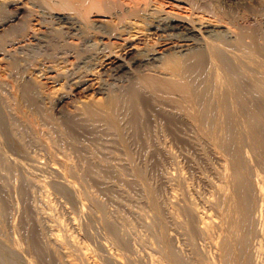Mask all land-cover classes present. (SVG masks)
<instances>
[{
    "label": "bare ground",
    "instance_id": "bare-ground-1",
    "mask_svg": "<svg viewBox=\"0 0 264 264\" xmlns=\"http://www.w3.org/2000/svg\"><path fill=\"white\" fill-rule=\"evenodd\" d=\"M30 0H0V15L4 13V11L7 9L10 10V6H13L15 8V13L19 12V9L24 8L23 2ZM35 13H37V17L34 15L36 22L39 19L38 24L41 26H44L45 19H42L45 14H48L50 17L52 23H56L57 26L60 25L59 28L65 29L64 35H68L69 37H72L73 40L76 41V46L72 42L70 43L72 46L74 45V48L68 49L64 54L62 65L64 69H67L65 67H72L75 59H80L85 56L96 55V57L93 59H97L95 65L91 66L92 68H85L86 71L82 74H79L75 80V87H80L84 90V92L90 91V90H97L102 91L104 90L106 83L104 81V76H108L109 78H113L116 75H121L123 72H129L131 69L134 68L136 70L141 71L142 69L145 71H141L139 73V78L137 80H130L129 82H132L129 85V89L127 92H123V95H116L111 94L108 96L107 101H103L98 105L100 106L102 111L105 112V116L103 119H101V115L99 117L97 122H95L96 125L99 127L101 125H106L105 129L111 130L113 134L117 132V136L119 138V142H121L125 147L130 145L132 141H130L129 144L127 142L129 139H133V144L135 145V141L138 139H144L142 138L143 135H147L150 133L149 129L152 130V128H149L148 125H152L149 123V118L147 116V113L144 109L149 108L148 111L154 110L156 113H160L159 115H162L163 110L158 109L157 106L159 103H163V101H167V113L164 112V118L166 120V123L164 124L170 125H178V127L181 129L186 127H194L192 129V132L190 136L186 137H192L195 138V135L197 139L198 136H201L202 138L209 139L212 143L215 144L218 148H223L224 152L227 150L229 151L228 154H225L223 158H226L227 156H230L229 162H227L225 166L224 175V183L221 181H218L220 185L217 183V188H215V192L217 193L216 200H211L215 205L216 213L215 217L212 219H208V213L202 208V206L194 203L193 201L187 200L186 203L181 204V202L178 201H167L166 203H169L170 207L168 208V212L164 213L162 203L158 197V190L155 189V186L147 187L150 198V204L152 206V210L154 211L157 220L155 219V228L158 227L159 232V239L162 240L161 242L164 243V250L165 251V257L169 258L171 263L173 264H182L186 262L188 259H184V255L182 256L181 253H179L176 250V247L173 246L174 243L172 239H170V235L173 233H169V223L175 220L176 223H178L183 229V227L188 228L191 233H201V236L203 234L207 235L209 237V242H212V248H214V257L211 258L212 263L211 264H264V177H261L262 175L259 171L254 170L251 166L254 164H248L251 161L250 158L247 160V157L249 155H245L243 153V146L244 144H247L246 142H250L252 149L256 153H254L253 156L257 158L259 163H264V72L262 74H257L256 72H250L245 69L243 72H241L240 68L233 67L229 56L225 54L224 51V41L217 40L214 36V32L216 30L217 25L223 20L221 16H214L210 19L202 18L196 15V12L194 11L193 6L191 3L187 0H31ZM3 2V3H2ZM123 4H130L129 7H125ZM2 5V6H1ZM171 7H177L179 9H188L190 12H172L171 10H166V6ZM7 8V9H6ZM12 9V8H11ZM5 11V12H6ZM9 12V11H7ZM199 12V11H198ZM12 13V11H11ZM40 14H44L42 17L39 16ZM9 15V14H7ZM5 15V17H7ZM17 15V14H16ZM19 15V14H18ZM4 16V15H3ZM13 16V15H12ZM98 16H108L109 19L107 21H112L111 24L105 25L99 23L100 21H104L105 19H96ZM204 16V15H202ZM2 17V16H1ZM14 17V16H13ZM18 17V16H17ZM46 17V16H45ZM206 17V16H205ZM208 17V16H207ZM101 18V17H100ZM106 18V17H104ZM214 18V19H213ZM4 19V18H3ZM11 19V18H10ZM1 20V19H0ZM91 21V23H90ZM106 21V20H105ZM224 21V20H223ZM13 20H7L3 22H0L1 25H10ZM35 22V21H34ZM37 24V25H38ZM47 24V23H46ZM12 26V25H10ZM46 26V25H45ZM56 26V25H55ZM259 27V26H258ZM9 28V27H8ZM58 28V27H57ZM6 30V29H5ZM15 30V29H14ZM28 30V29H27ZM17 31V30H16ZM15 31V32H16ZM62 31V30H61ZM13 32V30H12ZM41 32V31H40ZM39 32V33H40ZM260 32V31H259ZM262 32V31H261ZM8 33V32H7ZM11 33V32H10ZM30 33V32H29ZM48 33V31H47ZM46 33V34H47ZM23 34V33H22ZM44 34V33H42ZM260 34V33H259ZM21 35V34H20ZM26 35V34H25ZM28 35V34H27ZM40 35V34H39ZM65 35V36H66ZM229 35V34H228ZM29 36V35H28ZM27 36V37H28ZM48 36V35H47ZM53 36V35H52ZM62 38V35H60ZM59 36V39H61ZM64 36V37H65ZM97 37L99 40H97L98 45L97 47H94L91 49V47H85L88 45L89 38ZM235 36V35H234ZM233 36V37H234ZM246 36L251 37V43L246 45L244 44V38ZM262 36V33H261ZM10 37V36H9ZM38 38L37 36H35ZM42 37V36H41ZM40 37V38H41ZM50 37V36H48ZM55 37V36H53ZM57 37V36H56ZM67 37V36H66ZM228 37V36H227ZM260 36L257 35V29L256 27H246L243 28L241 33L238 36V42L242 43L241 45H246L251 49V51L255 52H264V46H261L259 43ZM21 38V36H20ZM44 38V36L42 37ZM46 38V36H45ZM96 38V39H97ZM115 38V40H113ZM57 39V38H56ZM63 39V38H62ZM65 39V38H64ZM63 39V40H64ZM68 39V38H67ZM95 39V38H94ZM93 39V40H94ZM222 39V38H221ZM231 39V38H230ZM2 40V38H1ZM6 40V39H5ZM12 40V39H11ZM22 40V39H21ZM39 40V39H38ZM47 38L44 40L46 41ZM52 40V37H51ZM202 40L204 42H207L208 48L207 50H193L191 52V49L197 45L198 43H202ZM7 41V40H6ZM10 41V40H9ZM15 41V40H14ZM43 41V40H42ZM48 41V40H47ZM50 41V40H49ZM61 41V40H60ZM66 40H64L65 42ZM69 41V40H68ZM147 42L141 49H138V45H141L142 42ZM231 41V40H230ZM244 41V42H243ZM41 42V41H40ZM53 42H55L53 40ZM59 42V41H57ZM62 42V41H61ZM96 42V41H95ZM94 42V43H95ZM237 42V44H238ZM261 42V41H260ZM1 43H4L1 41ZM60 43V42H59ZM56 43L55 47H58V44ZM93 43V44H94ZM100 43V44H99ZM236 44V42H234ZM8 44V43H7ZM11 44V41H10ZM51 44V43H50ZM63 45V42L61 43ZM67 44V43H66ZM87 44V45H86ZM206 44V43H205ZM236 44V45H237ZM60 45V44H59ZM143 45V44H142ZM231 45V44H229ZM240 45V46H241ZM263 45V44H262ZM71 46V47H72ZM91 46V45H90ZM96 46V45H95ZM239 46V45H238ZM204 47V46H203ZM207 47V46H206ZM242 47V46H241ZM244 47V46H243ZM10 49V47H8ZM48 48V47H47ZM66 48V47H64ZM63 48V49H64ZM69 48V47H67ZM245 48V47H244ZM4 49V48H3ZM1 49V50H3ZM57 49V48H56ZM230 49V48H229ZM240 49V48H239ZM7 50V49H6ZM5 50V51H6ZM231 50V49H230ZM54 51V50H53ZM62 51V49H61ZM92 51V52H90ZM235 51V50H234ZM1 52V51H0ZM64 52V51H63ZM189 52V53H188ZM2 53V52H1ZM5 53V52H4ZM233 54V53H232ZM238 55V54H237ZM46 56V55H45ZM44 56V59H45ZM56 56V55H54ZM48 58V55L46 56ZM53 57V56H51ZM231 57V54H230ZM43 58V57H42ZM92 58V57H90ZM240 58V56L238 57ZM237 58V59H238ZM53 59V58H52ZM56 59V57H55ZM55 59L53 61H55ZM58 59V58H57ZM88 59V58H87ZM46 60V59H45ZM48 60V59H47ZM85 60V58H84ZM233 60V58H232ZM239 60V59H238ZM44 61V60H43ZM48 61H51L48 60ZM59 61V60H57ZM85 62V61H84ZM237 62V61H236ZM250 62V63H249ZM255 63V65H258L259 67L262 65L261 62L255 61L254 59H249L248 63L251 65V63ZM46 63V62H45ZM55 63V62H54ZM89 63V62H88ZM91 63V62H90ZM235 63V62H234ZM58 64V63H57ZM245 64V63H244ZM13 65V64H12ZM45 66V65H44ZM88 66V65H85ZM241 67L240 65H238ZM52 67V66H51ZM79 67V66H78ZM43 68V67H42ZM80 68V67H79ZM238 70H236V69ZM242 68V67H241ZM62 69V68H61ZM78 69V68H77ZM82 69V68H81ZM89 69V70H88ZM130 69V70H128ZM45 72H51V68L44 69ZM80 70V69H79ZM252 70V69H251ZM257 70V69H256ZM71 71V70H70ZM69 71V72H70ZM255 71V70H253ZM76 72V71H75ZM134 72V71H132ZM138 72V71H137ZM136 72V73H137ZM41 73V72H40ZM79 73V72H78ZM77 73V74H78ZM131 73V72H129ZM261 73V72H260ZM68 74V73H67ZM132 74V73H131ZM138 74V73H137ZM43 75V74H42ZM41 75V76H42ZM47 75V74H46ZM52 75V73H51ZM54 75V74H53ZM56 75V74H55ZM59 75V74H58ZM133 75V74H132ZM20 76V75H19ZM71 76V75H70ZM131 76V75H130ZM136 76V75H135ZM17 77V76H16ZM24 77V76H23ZM72 77V76H71ZM70 77V78H71ZM119 77V76H118ZM122 77V76H120ZM22 78V77H21ZM54 78V77H53ZM52 78V79H53ZM69 78V77H68ZM117 78V77H116ZM126 77H124L125 79ZM134 78V77H133ZM10 79V78H9ZM14 79V78H12ZM20 79V77L18 78ZM56 79V78H55ZM106 79V78H105ZM130 78H128L129 80ZM4 80V79H3ZM15 80V79H14ZM60 80V79H59ZM113 80V79H111ZM115 80V79H114ZM1 81V80H0ZM9 81V80H8ZM13 81V80H12ZM16 81V80H15ZM19 81V80H18ZM21 81V80H20ZM64 82V81H63ZM126 82V81H124ZM8 83V82H7ZM13 83V82H11ZM67 83V82H65ZM14 84V83H13ZM11 84V86L13 85ZM16 84V82H15ZM27 84V83H26ZM54 84V83H53ZM126 84V83H125ZM8 84H6L7 86ZM17 85V84H16ZM31 85V84H29ZM1 86H4L3 83ZM18 86V85H17ZM16 86V87H17ZM5 87V86H4ZM13 87V86H12ZM128 87V86H127ZM6 88V87H5ZM8 88V87H7ZM36 88H38L36 86ZM12 89V88H11ZM11 91V94H7L6 92L3 93V99L7 102L9 105V109L14 113L15 116L18 117V120H12L10 119V123H12L13 128H17L20 131L22 130V127L19 128V125H22V123H34V127H36L37 134L43 135L47 132H45L41 127L40 121L42 119H46L47 121H52V116L49 115L47 112H42L40 106L37 103V99L35 100L33 97L35 96V93H33L34 96H32L31 91L35 90V88H31L28 85H22L20 87H13ZM38 90V89H37ZM79 90V89H78ZM3 91V90H2ZM7 91V90H6ZM39 91V90H38ZM96 91V92H97ZM109 91V90H108ZM107 91V92H108ZM122 91V90H121ZM35 92V91H34ZM72 92V91H71ZM114 93V92H113ZM51 94V93H50ZM55 94V92H54ZM86 94V93H85ZM107 94V93H106ZM39 95V94H36ZM57 95V94H56ZM68 95V94H67ZM92 95V94H90ZM99 96V95H98ZM97 96V98H98ZM101 96V95H100ZM38 97V96H37ZM90 97V96H89ZM88 98V97H87ZM85 98V99H87ZM2 99V97H1ZM92 99V98H90ZM94 99V95H93ZM96 99V98H95ZM3 100V101H4ZM63 100V97H59L57 99V103H60ZM97 100V99H96ZM169 100V101H168ZM54 101V100H53ZM99 101V100H97ZM101 101V100H100ZM2 102V101H1ZM43 102V101H42ZM90 102V101H89ZM3 103V102H2ZM5 103V102H4ZM56 103V104H57ZM87 103V102H86ZM169 103V104H168ZM6 104V103H5ZM44 104V103H43ZM56 104L54 105L56 107ZM28 106V108H27ZM96 106V105H95ZM164 106V105H163ZM89 107V106H88ZM157 107V108H156ZM85 108V107H84ZM90 108V107H89ZM88 108V110H89ZM165 108V107H164ZM59 109V108H58ZM92 108H90L91 110ZM83 110V109H82ZM95 110V109H94ZM9 111V110H8ZM84 111V110H83ZM153 111V113H154ZM87 111H84V114ZM89 112V111H88ZM87 112V113H88ZM92 112V111H91ZM90 113V112H89ZM88 113V115H89ZM94 112L93 115L96 116ZM149 113V112H148ZM83 114V115H84ZM100 114V113H99ZM98 114V115H99ZM156 114V115H157ZM80 115V114H79ZM82 115V114H81ZM91 115V114H90ZM97 115V116H98ZM154 115V116H156ZM7 116V115H6ZM151 116V115H150ZM76 117V116H75ZM79 117V116H78ZM86 117V116H83ZM82 117V118H83ZM92 117V116H91ZM10 118V117H8ZM93 118H95L93 116ZM150 118H153L150 117ZM161 118V117H160ZM163 118V116H162ZM77 119V118H76ZM86 119V118H85ZM88 119V116H87ZM91 119V118H89ZM42 120V121H44ZM154 120V119H153ZM156 120V118H155ZM158 120V119H157ZM156 120V121H157ZM163 120V119H162ZM9 123V119L7 120ZM46 121V122H47ZM88 121V120H86ZM84 121V124L85 122ZM93 120L91 119V122ZM45 122V123H46ZM53 122V121H52ZM51 122V123H52ZM56 122V121H55ZM55 122H53L55 124ZM59 122V121H58ZM83 122L82 120L79 121ZM90 122V121H89ZM89 122H87L89 124ZM94 122V121H93ZM99 122V123H98ZM154 122V121H153ZM9 123V124H10ZM50 123V122H48ZM46 123V124H48ZM23 124V125H24ZM43 124V122H42ZM70 124H72L70 122ZM87 124V125H88ZM155 124V123H154ZM158 124V123H157ZM162 124V123H161ZM11 125V124H10ZM9 125V127H10ZM29 125V124H27ZM32 125V124H31ZM77 124H73L74 127ZM82 124L78 125L81 126ZM85 125V126H87ZM94 125V123H93ZM171 125V126H173ZM56 126V124H55ZM71 126V125H70ZM71 126V127H72ZM90 126V125H89ZM95 126V125H94ZM93 126V128H94ZM161 127V125H159ZM158 126V127H159ZM164 126V125H163ZM46 127V126H45ZM54 127V126H53ZM57 127V126H56ZM55 127V128H56ZM67 127V126H66ZM100 132V129L95 126ZM151 127V126H150ZM156 127V125H155ZM170 127V126H167ZM186 127L184 128L186 132ZM25 128V127H24ZM32 128V127H31ZM61 129L60 127H58ZM81 128H84L83 125ZM89 128V127H88ZM92 128V127H91ZM101 128V127H100ZM104 128V127H103ZM102 128V129H103ZM154 128V126H153ZM157 128V127H156ZM174 128V127H173ZM170 130H174V129ZM177 129V127L175 126ZM64 129V128H63ZM74 129V128H72ZM86 129V127H85ZM169 129V128H168ZM183 129V130H184ZM10 130V129H9ZM18 130V132H20ZM67 128L64 131L62 130V140L63 138L71 139L70 143L72 142V145L74 144V139H72L71 131ZM82 130V129H81ZM95 130V129H94ZM93 130V131H94ZM115 130V132H114ZM163 130V129H162ZM166 130V129H165ZM191 128H189V131ZM83 131V130H82ZM92 131V130H91ZM93 131L91 132L92 134ZM106 131V130H105ZM149 131V133H148ZM153 131V130H152ZM156 131V130H155ZM158 131V130H157ZM45 132V133H44ZM76 132H78L76 130ZM85 132V130H84ZM87 132V131H86ZM107 132V131H106ZM109 132V131H108ZM107 132V133H108ZM111 132V131H110ZM166 132V131H165ZM179 132V131H178ZM182 132V131H181ZM183 134L184 133H181ZM11 133V132H10ZM35 133V132H34ZM60 133V132H59ZM83 133V132H82ZM105 133V134H107ZM159 134V132H156ZM177 133V132H176ZM188 132H186L187 135ZM25 134V133H24ZM79 134V133H78ZM87 134V133H86ZM91 134V135H92ZM104 134L101 132V135ZM112 134V133H111ZM112 134V135H113ZM161 134V133H160ZM165 134V133H163ZM28 135V134H26ZM25 135V136H26ZM35 135V134H34ZM57 135V134H56ZM97 133H95L96 137ZM110 135V134H109ZM111 135V136H112ZM152 135L151 133L149 136ZM179 135V134H178ZM22 136V135H21ZM86 136V135H85ZM88 136V135H87ZM93 136V135H92ZM148 136V137H149ZM153 136V135H152ZM177 136V135H176ZM17 137V136H15ZM30 138V136H28ZM54 137V136H52ZM103 135L101 136V138ZM105 137V136H104ZM103 137V138H104ZM114 136H112L113 138ZM116 137V135H115ZM185 136H183L184 138ZM200 137V138H201ZM7 138V137H6ZM41 138V136H40ZM55 138V137H54ZM53 138V139H54ZM84 138V137H83ZM91 138V137H90ZM89 138V139H90ZM117 138V137H116ZM151 138V136H150ZM153 138V137H152ZM201 138V139H202ZM25 139V138H24ZM32 139V137H31ZM38 139V138H37ZM149 139V138H148ZM160 139V138H159ZM175 139V137H174ZM196 139V141H198ZM199 139V140H201ZM23 140V139H22ZM65 140V139H64ZM109 140V139H107ZM111 140V139H110ZM116 140V139H114ZM147 140V139H146ZM150 140V139H149ZM147 140L146 142H148ZM192 140V139H191ZM195 141V139H193ZM192 140V142H193ZM205 140V139H204ZM11 141V140H10ZM92 141L95 142L92 139ZM99 141H102L99 138ZM113 141V140H112ZM142 141V140H141ZM16 142V141H15ZM21 142V141H20ZM24 142V141H23ZM31 143L33 141H30ZM30 142L28 144H30ZM115 142V141H114ZM117 142V140H116ZM115 142V143H116ZM117 142V143H119ZM152 142V141H151ZM154 142V141H153ZM152 142V144H153ZM157 142V141H156ZM155 142V143H156ZM159 142V141H158ZM11 143V142H10ZM19 143V142H18ZM56 143H59L56 141ZM61 143H63L61 141ZM65 143V142H64ZM99 143V142H98ZM131 143V145H132ZM196 143V142H195ZM194 143V144H195ZM12 144V143H11ZM23 145L25 143H22ZM60 144V143H59ZM76 144V143H75ZM144 144V143H143ZM142 144V145H143ZM148 144V143H147ZM144 145L145 147L147 146ZM150 144V142H149ZM151 144V145H152ZM10 145V144H9ZM16 145V143H15ZM68 145V144H67ZM97 145V143H96ZM102 145V144H101ZM106 145V144H105ZM120 145V144H119ZM118 145V146H119ZM133 145V147H134ZM138 145L139 149V143H136ZM142 145H140L142 147ZM249 145V143H248ZM30 146V145H29ZM32 146V145H31ZM66 146V145H65ZM70 146V145H68ZM75 146V145H74ZM113 146V145H112ZM159 146V145H158ZM157 146V148H158ZM163 146V145H162ZM161 146V147H162ZM19 147V146H18ZM23 147V146H21ZM75 146L74 148H76ZM99 147V146H98ZM97 147V148H98ZM101 147V146H100ZM110 147V146H109ZM120 147V146H119ZM121 147H123L121 145ZM132 147V148H133ZM148 147V146H147ZM152 147V146H151ZM214 147V146H213ZM215 147V149L217 148ZM31 148V147H30ZM112 148V147H111ZM109 148V149H111ZM114 148V147H113ZM112 148V149H113ZM137 147L135 146L133 150H136ZM144 148V147H142ZM156 148V147H155ZM164 148V147H162ZM9 149V148H8ZM70 149V148H69ZM89 149V148H88ZM125 149V148H124ZM145 149V148H144ZM154 148L148 149L147 152L150 150L153 151ZM165 149V148H164ZM248 148H246L247 151ZM10 150V149H9ZM18 150V148H17ZM22 150V148H21ZM30 150V149H29ZM28 150V151H29ZM75 150V149H74ZM77 150V149H76ZM75 150V151H76ZM84 150V149H83ZM108 150V149H107ZM122 150V149H121ZM132 150V149H131ZM129 148V151H131ZM132 150V151H133ZM141 153L142 150L141 149ZM155 150V149H154ZM161 150V149H160ZM218 150V149H217ZM220 150V149H219ZM1 151V150H0ZM3 151V149H2ZM27 151V152H28ZM78 151V150H77ZM82 151V150H81ZM110 151V150H109ZM118 151V150H117ZM124 151V150H123ZM9 153V151H7ZM11 152V151H10ZM18 152V151H17ZM26 152V151H25ZM89 152V151H88ZM107 152V151H106ZM116 152V150H115ZM114 152V153H115ZM119 152V151H118ZM125 152V151H124ZM127 152V151H126ZM138 152V151H137ZM145 152V150H144ZM160 152V151H159ZM249 152V151H247ZM21 153V151H19ZM23 153V152H22ZM73 153V152H72ZM75 153V152H74ZM80 153V151L76 152ZM84 153V152H83ZM135 153V151H133ZM139 153V152H138ZM140 153V154H141ZM251 153V152H250ZM3 154V153H2ZM1 154V155H2ZM10 154V153H9ZM13 154V153H12ZM87 154V153H85ZM106 154V153H105ZM127 154V153H126ZM126 154H123L126 156ZM137 154V153H136ZM146 154V153H145ZM215 154V153H214ZM218 154V153H217ZM247 154V153H246ZM249 154V153H248ZM252 154V153H251ZM17 155V154H16ZM33 155V154H32ZM35 155V154H34ZM110 155V153H109ZM108 155V156H109ZM133 155V154H132ZM135 155V154H134ZM144 155V154H143ZM151 155V154H150ZM222 155V154H221ZM224 155V153H223ZM5 156V155H3ZM7 156V155H6ZM81 156V155H80ZM87 156V155H86ZM113 156V155H112ZM116 156V155H115ZM120 156V155H119ZM136 156V155H135ZM146 156V155H145ZM144 156V157H145ZM149 156V155H148ZM211 156V155H210ZM245 157V160L243 159ZM252 156V155H251ZM250 156V157H251ZM13 157V156H12ZM82 157V156H81ZM91 157V155H90ZM89 157V159H90ZM93 157V156H92ZM91 157V158H92ZM104 157V156H103ZM121 157V156H120ZM119 157V158H120ZM123 157V156H122ZM153 157V156H152ZM159 157V156H158ZM208 157V156H207ZM220 157V156H219ZM79 158V157H78ZM88 158V156L86 157ZM84 159L79 162L84 164L81 172L83 174L82 177H97L102 178L104 175V172L102 168H99L98 166L92 164V160L89 161V159ZM107 157H105L106 159ZM116 158V157H115ZM148 158V157H147ZM151 158V157H150ZM148 158V159H150ZM253 158V157H252ZM12 159V158H11ZM64 159V158H63ZM68 159V158H67ZM76 159V158H75ZM95 159V158H94ZM93 159V160H94ZM13 160V159H12ZM16 160V159H15ZM14 160V161H15ZM58 160V159H57ZM72 161V159H70ZM70 160H64V170L68 173H75V165L70 162ZM107 160V159H106ZM114 160V159H113ZM117 160V159H116ZM115 162L117 163V160ZM123 160V159H122ZM129 160V159H125ZM134 160V159H133ZM139 160V159H138ZM143 160V159H142ZM141 160V161H142ZM147 159H145L146 162ZM154 160V159H153ZM160 160V159H158ZM201 160V159H200ZM204 160V159H203ZM201 160V162L203 161ZM218 160V159H217ZM18 161V160H17ZM74 161V160H73ZM76 161V160H75ZM95 161V160H94ZM137 161V160H135ZM161 161V160H160ZM187 161V160H186ZM256 161V160H253ZM101 160H99V163ZM111 162V161H110ZM156 162V161H155ZM200 162V161H199ZM223 162V161H222ZM221 162V163H222ZM76 163V162H75ZM120 163V162H119ZM138 163V162H137ZM151 163V162H150ZM206 163V162H203ZM217 163V162H215ZM5 164V163H4ZM78 164V163H77ZM102 164V162H101ZM118 164V163H117ZM115 164V165H117ZM124 164V163H123ZM133 164V163H132ZM136 164V163H134ZM192 164V163H191ZM196 164V163H195ZM201 164V163H200ZM219 164V163H218ZM13 165V164H11ZM56 165V164H55ZM58 165V164H57ZM80 165V164H79ZM79 165H77L79 167ZM109 165V164H108ZM119 165V164H118ZM126 165V164H125ZM129 165V164H128ZM157 165V164H156ZM189 165V164H188ZM214 165V164H213ZM212 165V166H213ZM217 165V164H216ZM223 165V164H220ZM102 166V165H101ZM113 166V165H111ZM110 166V167H111ZM130 166V165H129ZM128 166V167H129ZM134 166V165H132ZM138 166V165H137ZM141 166V164H140ZM151 166V165H150ZM153 166V164H152ZM160 166V165H158ZM223 166V167H224ZM256 166V164H255ZM258 166V165H257ZM18 167V166H17ZM62 167V168H63ZM104 167V166H102ZM124 167V165H123ZM122 167V168H123ZM136 167V166H135ZM157 167V166H156ZM181 167V166H180ZM193 167V166H192ZM200 167V166H198ZM209 167V166H208ZM261 167V166H260ZM264 167V165H263ZM4 168V167H3ZM6 168V167H5ZM9 168V167H8ZM7 168V169H8ZM107 168V167H106ZM112 168V167H111ZM115 168V167H114ZM121 168V167H120ZM119 168V169H120ZM121 168V169H122ZM125 168V167H124ZM176 168V167H175ZM185 168V167H184ZM187 168V167H186ZM195 168V167H194ZM202 168V167H201ZM220 168V167H219ZM259 168V167H258ZM5 169V171L7 170ZM13 169V168H10ZM109 169V168H108ZM107 169V170H108ZM118 169V170H119ZM128 169V168H127ZM133 169V168H132ZM137 174L139 175V178L142 182L146 183L147 174L146 171H148L146 168H139L136 167ZM133 169V170H134ZM146 169V171L142 170ZM153 169V168H152ZM181 169V168H180ZM208 169V168H207ZM215 169V165H214ZM222 169V168H221ZM257 169V168H256ZM262 169V168H260ZM264 169V168H263ZM18 170V169H17ZM62 169V171L64 172ZM78 170V169H77ZM116 170V169H114ZM157 170V169H156ZM187 170V169H186ZM206 170V169H205ZM211 170V169H210ZM220 170V169H219ZM4 171V172H5ZM9 171V170H8ZM7 171V172H8ZM12 171V170H11ZM121 171V170H120ZM119 171V172H120ZM125 171V170H123ZM129 171V170H128ZM135 171V170H134ZM196 171V170H194ZM193 171V172H194ZM203 171V168H202ZM209 171V169H208ZM222 171H220L222 173ZM10 172V171H9ZM14 172V170H13ZM12 172V173H13ZM18 172V171H17ZM16 172V173H17ZM20 172V171H19ZM31 172V171H30ZM59 172V171H58ZM65 174L67 175V173ZM77 172V171H76ZM78 172V173H79ZM126 172V171H125ZM150 172V171H149ZM167 172V171H166ZM173 172V171H172ZM185 172V171H183ZM190 172V171H189ZM197 172V171H196ZM216 172V171H215ZM219 172V171H218ZM80 173V174H81ZM106 173V172H105ZM108 173V172H107ZM114 173V172H113ZM121 173V172H120ZM132 173V172H131ZM135 172H133L134 174ZM152 173V172H151ZM158 173V172H156ZM176 173V172H175ZM181 173V171H180ZM187 173V172H186ZM201 173V172H200ZM206 173V172H205ZM209 173V172H208ZM207 173V174H208ZM211 173V172H210ZM14 174V173H13ZM110 174V173H108ZM129 174V173H128ZM153 174V173H152ZM178 174V173H177ZM196 174V173H195ZM219 174V173H217ZM216 174V175H217ZM264 174V173H263ZM73 175V174H72ZM78 175V174H76ZM123 175V174H122ZM137 175V176H138ZM153 175H156L155 173ZM152 175V176H153ZM159 175V174H158ZM173 175V174H172ZM185 175V174H184ZM197 175V174H196ZM221 178V174H219ZM19 176V174H18ZM22 177V175L20 174ZM70 176V174H69ZM118 176V175H117ZM116 176V177H117ZM131 175H129L130 177ZM175 176V175H173ZM186 176V175H185ZM208 176V175H207ZM2 177V176H1ZM32 177V176H31ZM75 176L73 175V178ZM113 177V176H112ZM128 177V178H129ZM168 177V176H167ZM182 177V178H181ZM192 177V176H190ZM203 177V176H202ZM7 178V177H6ZM10 178V177H8ZM12 178V176H11ZM36 178L35 177H32ZM77 178V177H76ZM105 178V177H104ZM110 178V177H109ZM120 178V177H119ZM152 178V177H151ZM156 178V177H155ZM181 182L183 181V176L180 175ZM178 178V179H179ZM186 178V177H185ZM189 178V177H188ZM263 180H262V179ZM18 179V178H17ZM23 179V178H22ZM26 179V178H25ZM30 179V178H29ZM32 179H30L32 182ZM37 179V178H36ZM39 179V178H38ZM82 179V178H81ZM108 179V178H107ZM111 179V178H110ZM126 179V177H125ZM154 179V178H153ZM178 180L177 178H175ZM194 179V178H193ZM211 179V178H209ZM214 179V178H213ZM217 179V178H216ZM222 179V178H221ZM28 180V177H27ZM34 180V179H33ZM42 180V179H40ZM44 180V179H43ZM42 180V181H43ZM76 180V179H75ZM70 180L68 182V187L76 190V181ZM85 180V179H84ZM83 180V181H84ZM90 181L89 179H87ZM93 180V179H92ZM95 180V179H94ZM100 180V179H99ZM124 180V179H123ZM130 180V179H129ZM133 180V179H132ZM151 180V179H150ZM190 180V179H189ZM219 180V179H218ZM223 180V179H222ZM6 181V180H5ZM8 181V180H7ZM14 181V180H13ZM78 181V179H77ZM80 181V178H79ZM98 181V179H97ZM135 181V179H134ZM193 181V180H192ZM210 181V180H209ZM263 181V183H262ZM35 182V181H33ZM39 182V181H38ZM44 182V181H43ZM106 182V181H105ZM110 182V181H109ZM115 182V181H114ZM120 182V181H119ZM122 182V181H121ZM120 182V183H121ZM152 182V181H151ZM181 183L180 181H178ZM21 183V182H20ZM42 183V182H41ZM87 183V182H86ZM90 183V182H89ZM94 183V182H93ZM103 183V179L102 182ZM100 183V184H101ZM127 183V182H126ZM139 183V181L137 182ZM136 183V184H137ZM149 183V182H148ZM167 183V181H166ZM184 183V182H182ZM181 183V185H182ZM205 183V182H204ZM207 183V182H206ZM211 182H209L210 184ZM215 183V182H214ZM13 184V182H12ZM26 184V183H25ZM38 184V183H37ZM45 184V183H44ZM79 184V182L77 183ZM107 184V183H106ZM113 184V183H112ZM143 185V183H141ZM147 184V183H146ZM151 184V183H150ZM155 184V183H154ZM158 184V183H157ZM187 184V181L185 185ZM201 184V183H200ZM8 186V183L6 184ZM16 185V184H15ZM32 185V184H31ZM30 185V186H31ZM39 185V184H38ZM42 185V184H40ZM83 185V184H81ZM88 185V184H87ZM104 185V184H103ZM111 185V184H110ZM121 185V184H120ZM124 185V184H123ZM133 185V184H132ZM138 185V184H137ZM212 185V184H211ZM34 186V185H33ZM90 186V185H89ZM96 186V184H95ZM127 186V185H125ZM123 186V187H125ZM130 186V183H129ZM165 186V185H164ZM172 186V184H171ZM178 186V184H177ZM184 186V185H183ZM193 186V184H192ZM197 186V185H196ZM203 186V185H202ZM2 187V186H1ZM4 187V186H3ZM6 187V186H5ZM27 187V186H26ZM25 187V189H26ZM38 187V186H37ZM78 187V186H77ZM85 186L83 185V188ZM98 187V186H97ZM117 187V185H116ZM131 187V186H130ZM133 187V186H132ZM134 187H137L136 185ZM155 187V188H153ZM189 187V186H188ZM200 187V186H199ZM198 187V188H199ZM214 187V186H213ZM216 187V186H215ZM11 188V187H10ZM9 188V189H10ZM13 188V185H12ZM15 188V187H14ZM13 188V189H14ZM40 188V187H39ZM42 188V187H41ZM86 188V187H85ZM84 188V189H85ZM91 188V187H90ZM122 188V186H121ZM143 188V187H142ZM163 188V187H162ZM167 188V187H166ZM169 188V186H168ZM175 188H177L175 186ZM197 188V187H196ZM209 188V187H207ZM24 189V188H23ZM28 189V188H27ZM33 189L34 188H30ZM94 188H92L93 190ZM104 189V188H103ZM107 189V188H106ZM105 189V190H106ZM135 189V188H134ZM133 189V191H134ZM186 189V188H185ZM191 189V187H190ZM200 189V188H199ZM21 190V189H20ZM87 191V189H85ZM96 190V189H95ZM94 190V192H95ZM101 190V189H98ZM117 190V189H116ZM124 190V189H123ZM132 190V189H131ZM141 190V189H140ZM144 190V189H143ZM157 190V191H156ZM166 190V189H163ZM162 190V191H163ZM177 190V189H175ZM187 190V189H186ZM198 190V189H197ZM209 190V189H208ZM207 190V191H208ZM214 190V188H213ZM16 191V190H15ZM28 191V190H27ZM42 191V190H41ZM44 191V189H43ZM46 191V190H45ZM66 191V190H65ZM83 191V190H81ZM110 191V190H109ZM128 191V190H126ZM136 191V190H135ZM134 191V192H135ZM142 191V190H141ZM188 191V190H187ZM191 191V190H190ZM202 191V190H201ZM205 191V190H204ZM1 192V191H0ZM12 192V189H11ZM14 192V191H13ZM19 192V191H18ZM80 192V191H79ZM88 192V191H87ZM93 192V191H92ZM93 192V193H94ZM98 192V191H97ZM101 192V191H100ZM103 192V191H102ZM111 192V191H110ZM109 192V194H110ZM114 192V191H112ZM111 192V193H112ZM164 192V191H163ZM180 192V191H179ZM182 192V190H181ZM193 192V191H191ZM198 192V191H197ZM211 192V191H210ZM22 193V192H21ZM24 193V191H23ZM30 193V191H29ZM32 193V191H31ZM46 193V192H45ZM52 193V192H51ZM86 193V192H85ZM104 193V192H103ZM102 193V194H103ZM120 193V192H119ZM118 193V194H119ZM128 193V192H126ZM132 193V192H131ZM139 193V191H138ZM190 194V192H188ZM203 193V192H202ZM206 193V192H205ZM204 193V194H205ZM1 194V193H0ZM6 194V192H5ZM15 194V193H14ZM26 194H28L26 192ZM25 194V195H26ZM38 194V193H37ZM44 194V193H43ZM84 194V193H83ZM99 194V193H98ZM105 194V193H104ZM136 194V193H135ZM134 194V195H135ZM140 194V193H139ZM166 194V193H165ZM169 194V193H168ZM185 194V193H184ZM200 194V193H199ZM210 194V193H209ZM10 195V194H9ZM45 195V194H44ZM47 195V194H46ZM85 195V194H84ZM133 195V194H132ZM162 195V194H161ZM164 195V194H163ZM167 195V194H166ZM192 195V194H191ZM195 195V194H194ZM201 195V194H200ZM213 195V194H212ZM211 195V196H212ZM215 195V194H214ZM28 196V195H27ZM26 196V198H28ZM35 196V195H34ZM69 196V195H68ZM110 196V195H109ZM117 196V195H116ZM115 196V198H116ZM121 196V195H119ZM129 196V195H128ZM145 197L148 195H144ZM160 196V194H159ZM170 196V195H168ZM174 197H179L177 193H173ZM182 196V195H181ZM185 196V195H184ZM189 196V195H188ZM186 195V197L188 198ZM204 196V195H203ZM210 196V198H211ZM82 197V196H81ZM95 197L96 194L92 195V202L93 206L96 207V210L100 209L101 203L99 200H97ZM111 197V196H110ZM126 197V196H124ZM133 197V196H132ZM135 197V196H134ZM171 197V196H170ZM169 197V198H170ZM193 197V196H191ZM196 197V195L194 196ZM209 197V196H208ZM214 197V198H215ZM2 198V197H1ZM0 198V200H1ZM6 198V197H5ZM23 198V196H22ZM32 198V197H31ZM36 198V197H35ZM83 198V197H82ZM90 198V197H89ZM88 198V199H89ZM101 198V196H100ZM105 198V197H103ZM118 198V197H117ZM131 198V197H130ZM136 198V197H135ZM143 198V197H142ZM168 198V199H169ZM181 198V197H180ZM190 198V197H189ZM205 198V196H204ZM13 199V198H12ZM24 199V198H23ZM102 199V198H101ZM106 199V198H105ZM120 199V198H119ZM125 199V198H124ZM133 199V198H132ZM137 199V198H136ZM139 199V198H138ZM148 199V197H147ZM163 199V198H162ZM167 199V198H166ZM202 199V198H201ZM207 199V198H206ZM205 199V200H206ZM3 200V199H2ZM5 200V199H4ZM43 200V199H42ZM85 200V199H84ZM90 200V199H89ZM116 200V199H115ZM129 200V199H128ZM131 200V199H130ZM178 200V199H177ZM185 200V199H184ZM193 200V198H192ZM196 200V198H195ZM198 200V199H197ZM209 200V199H208ZM215 200V202H214ZM7 201V200H6ZM52 201V200H51ZM55 201V200H54ZM74 201V200H73ZM110 201L111 198H110ZM126 201V200H124ZM138 201V200H137ZM147 201V200H146ZM172 201V202H171ZM181 201V200H179ZM200 201V200H199ZM198 201V202H199ZM4 202V201H2ZM23 203V201H21ZM28 202V201H27ZM30 202V201H29ZM34 202V201H33ZM45 202V200H44ZM121 200L119 201V203ZM127 202V201H126ZM134 202V200H133ZM139 202V201H138ZM137 202V203H138ZM177 202V203H176ZM203 202V201H202ZM210 202V201H209ZM208 202V203H209ZM16 203V202H14ZM39 203V202H38ZM42 203V202H41ZM53 203V202H52ZM74 203V202H73ZM89 203V202H88ZM108 203V202H107ZM106 203V204H107ZM118 203V202H117ZM123 203V202H122ZM141 203V202H140ZM165 203V202H164ZM163 203V204H164ZM32 205V203H30ZM35 205V203H33ZM40 204V203H39ZM51 204V203H50ZM50 204H47L48 207H50ZM76 204V203H74ZM104 203H102L103 205ZM111 204V203H110ZM126 204V203H125ZM198 206H197V205ZM12 205V204H10ZM38 205V204H37ZM36 205V206H37ZM42 205V204H41ZM55 205V204H54ZM57 205V204H56ZM113 205V204H112ZM115 207L116 204L114 203ZM121 205V204H120ZM130 205V204H129ZM136 205V204H135ZM3 206V205H0ZM24 206V205H23ZM75 206H78L77 204ZM90 206V204L88 205ZM104 206V205H103ZM119 206V205H118ZM124 206V205H123ZM127 206V205H126ZM134 206V205H133ZM145 206V205H144ZM150 206V207H151ZM204 206H206L204 204ZM212 206V204H211ZM33 207V206H32ZM52 207V206H51ZM54 207V206H53ZM52 207V208H53ZM57 207V206H56ZM92 207V208H94ZM143 206H141L142 208ZM149 207V208H150ZM165 207V208H166ZM203 207V206H202ZM209 207V206H208ZM10 208V207H9ZM38 208V207H37ZM105 208V207H103ZM108 208V207H107ZM106 208V209H107ZM122 208V207H120ZM119 208V209H120ZM128 208V207H127ZM133 208V207H132ZM131 208V209H132ZM136 208V207H135ZM134 208V209H135ZM148 208V209H149ZM212 208V207H211ZM6 209V208H5ZM32 209V208H31ZM56 209V208H55ZM95 209V208H94ZM93 209V210H94ZM102 209V208H101ZM113 209V208H112ZM138 209L139 206H138ZM137 209V210H138ZM206 209V208H205ZM4 210V209H3ZM27 210V208H26ZM33 210V209H32ZM51 210V209H50ZM53 210V209H52ZM51 210V211H52ZM58 210V209H57ZM94 210V211H96ZM104 210V209H103ZM143 210V209H142ZM210 210V209H209ZM2 211V210H1ZM43 211V210H42ZM47 211V210H46ZM55 211V210H54ZM105 211V210H104ZM116 211V208H115ZM118 211V210H117ZM122 211V210H121ZM119 211V212H121ZM125 211V210H124ZM135 211V210H134ZM146 211V210H145ZM151 211V210H149ZM8 212V211H6ZM24 212V211H23ZM22 212V213H23ZM30 212V211H29ZM41 212V211H40ZM50 212V211H48ZM56 212V211H55ZM60 212V211H58ZM76 212V211H74ZM73 212V213H74ZM101 212V211H100ZM107 212V211H106ZM110 212V211H109ZM113 212V211H112ZM132 212V211H130ZM143 212V211H142ZM208 212V211H207ZM211 212V210H210ZM2 213H4L2 211ZM9 213V212H8ZM72 213V214H73ZM98 213V212H97ZM123 213V212H121ZM119 213V214H121ZM136 213V212H135ZM153 213V212H152ZM153 213V215H154ZM206 213V214H205ZM212 213V212H211ZM38 214V212H37ZM77 214V213H76ZM106 214V213H105ZM113 214V213H112ZM117 214V213H116ZM118 214V215H119ZM210 214V213H209ZM3 215V214H2ZM15 215V214H14ZM45 215V214H44ZM62 215V214H60ZM59 215V216H60ZM104 215V214H101ZM109 215V214H108ZM111 215V214H110ZM138 215V214H137ZM141 215V214H140ZM207 215V216H206ZM213 215V213L211 214ZM8 216V215H7ZM10 216V215H9ZM25 216V215H24ZM35 216V215H34ZM40 216V215H38ZM54 216V215H53ZM57 216V214L55 215ZM58 216V217H59ZM117 216V215H116ZM121 216V215H120ZM125 216V215H124ZM148 216V215H147ZM146 216V217H147ZM183 216V217H182ZM2 217V216H0ZM27 217V215L25 216ZM24 217V218H25ZM33 217V216H32ZM45 217V216H44ZM48 217V216H47ZM51 217V216H50ZM48 217V218H50ZM63 216L62 218H64ZM74 217V216H73ZM79 217V216H78ZM108 217V216H107ZM153 217V216H152ZM14 218V217H13ZM16 218V217H15ZM14 218V220H15ZM31 218V217H30ZM26 218V226L23 225L22 229V236L23 240L27 243V249L28 251H31L30 254L34 256H37L40 260L41 264H99L97 263V260H92L95 257L93 255L92 250H90V246H86V242L82 244L83 241L80 242V238L78 235H75L74 233H70L72 231H65L62 232H55L52 231L50 234L51 236L48 237V241L41 242L40 239L45 231L41 229L42 231H39L38 229H35L33 226L31 219ZM34 218V217H33ZM32 218V219H33ZM37 218V217H36ZM39 218V217H38ZM43 218V216H42ZM47 218V219H48ZM98 218V216H97ZM121 221V217H119ZM124 218V217H123ZM129 218V217H128ZM147 218H150L147 217ZM4 219V218H3ZM6 219V218H5ZM17 219V218H16ZM57 219V218H56ZM66 219V218H65ZM78 219V218H77ZM103 219V218H102ZM110 219V217H109ZM107 219V220H109ZM112 219V218H111ZM114 219V217H113ZM135 219L136 216H135ZM143 219V218H141ZM153 219V218H151ZM149 219V220H151ZM22 218H20V221ZM39 220V219H38ZM53 220V218H52ZM68 220V219H67ZM147 220V219H146ZM171 220V221H170ZM9 221V219H8ZM40 221V220H39ZM37 221V222H39ZM78 221V220H77ZM82 221V220H81ZM90 221V220H89ZM111 221V220H110ZM119 221V220H118ZM128 221V219H127ZM153 221V220H152ZM14 222V221H13ZM19 222V221H18ZM25 222V223H26ZM42 222V221H41ZM52 222V221H51ZM65 222V221H64ZM63 222V223H64ZM115 222V221H112ZM124 222V221H123ZM129 222V221H128ZM125 222V223H128ZM140 222V220H139ZM150 222V221H149ZM153 222V225H154ZM22 223V222H21ZM20 223V224H21ZM40 223V222H39ZM50 223V222H48ZM61 223V222H60ZM90 223V222H88ZM92 223V222H91ZM90 223V224H91ZM109 223V221L107 222ZM143 223H145L143 221ZM147 223V222H146ZM145 223V225H146ZM6 224V223H5ZM55 224V223H54ZM98 224V223H97ZM112 226V223H110ZM108 224V225H110ZM118 224V222H117ZM116 224V225H117ZM149 224V223H148ZM147 224V225H148ZM174 224V223H173ZM181 224H184L185 226H182ZM3 225V224H2ZM15 225V224H14ZM35 225V224H34ZM37 225V224H36ZM40 225V224H39ZM65 225V223H64ZM67 225V224H66ZM101 225V224H99ZM105 225V224H104ZM114 225V224H113ZM127 225V224H125ZM152 225V227H153ZM175 225V224H174ZM8 226V225H7ZM19 226V225H18ZM120 226V225H119ZM123 226V225H122ZM151 226V225H150ZM171 226V225H170ZM177 225H175L176 228ZM20 227V226H19ZM41 227V226H40ZM39 227V228H40ZM44 227V226H43ZM72 227V226H71ZM96 227V226H95ZM107 227V226H106ZM126 227V226H125ZM147 227V226H146ZM149 227V226H148ZM173 227V226H172ZM17 228V227H16ZM115 226L110 227L112 233H115ZM118 228V227H117ZM120 228V227H119ZM174 228V227H173ZM179 228V227H178ZM184 228V230H185ZM1 229V228H0ZM18 229V228H17ZM19 229V230H20ZM59 229V228H58ZM76 229V228H75ZM147 229V228H146ZM152 229V228H151ZM187 229V230H188ZM7 230V228H6ZM13 230V229H12ZM38 230V231H36ZM80 230V229H79ZM106 230V229H105ZM117 230V229H116ZM126 230V229H124ZM123 230V231H124ZM178 230V229H177ZM180 230V229H179ZM188 230V232H190ZM1 231V230H0ZM51 231V230H50ZM48 231V232H50ZM59 231V230H58ZM82 231V230H81ZM127 231V230H126ZM181 231V230H180ZM2 232V231H1ZM0 232V233H1ZM6 232V231H5ZM11 232V231H10ZM18 232V231H17ZM54 232V233H53ZM78 232V231H77ZM157 232V231H155ZM154 232V233H155ZM157 232V233H158ZM172 232V231H171ZM184 234L185 232L182 231ZM15 233V231H14ZM110 233V232H109ZM108 233V234H109ZM123 233V232H122ZM128 233V232H126ZM177 233V231H176ZM182 233V234H183ZM203 233V234H202ZM47 234V233H46ZM95 234V233H94ZM107 234V235H108ZM181 234V233H180ZM198 234V233H197ZM6 235V234H4ZM110 235V234H109ZM113 235V234H112ZM188 235H190L188 233ZM21 236V235H20ZM46 236V235H45ZM78 236V237H77ZM122 236V235H121ZM151 236V235H150ZM153 236V235H152ZM178 235H176L177 238ZM193 235H191L192 237ZM196 236V235H195ZM204 236V235H203ZM6 237V236H3ZM112 237V236H111ZM118 237V236H117ZM188 237V236H187ZM205 237V236H204ZM15 238V237H14ZM20 238V239H21ZM44 238V237H42ZM47 238V237H46ZM79 238V239H78ZM194 238V237H193ZM192 238V240H193ZM20 239L13 240L12 242L9 240L10 243H8V246H11L13 248V252L17 251L16 254H18V251H23L22 248L23 242ZM82 239V237H81ZM86 238L84 237V240ZM122 240V238H119ZM118 239V240H119ZM179 239V237H178ZM190 239V238H188ZM21 242H20V241ZM44 240V239H43ZM47 240V239H46ZM154 240V239H153ZM172 240V241H171ZM192 240L191 244H192ZM195 240V239H194ZM198 240V239H197ZM204 241V239H202ZM211 240V241H210ZM107 241V240H106ZM159 241V240H158ZM175 241V240H174ZM179 241V240H178ZM200 241V240H199ZM202 241V242H203ZM155 242H157L155 240ZM201 242V241H200ZM201 242V243H202ZM4 243V242H3ZM2 243V244H3ZM5 243V244H6ZM22 243V244H21ZM129 243V242H128ZM154 243V242H153ZM160 241L158 242V244ZM189 243V242H188ZM206 243V242H205ZM10 244V245H9ZM112 244V243H111ZM117 244V243H116ZM125 244V243H124ZM182 244V243H181ZM204 244V243H203ZM7 245V244H6ZM23 245V246H22ZM26 245V244H25ZM89 245V244H88ZM91 245V244H90ZM154 245V244H153ZM162 245V243H161ZM181 246L180 244H178ZM200 245V244H199ZM211 245V243H210ZM158 246V245H157ZM176 246V244H175ZM193 246V245H192ZM205 246V245H204ZM208 246V245H207ZM3 247V246H2ZM102 247V246H101ZM182 247V246H181ZM200 247V246H199ZM198 247V248H199ZM7 248V247H6ZM122 248V247H121ZM159 246V251H160ZM184 248V247H183ZM191 248V247H190ZM203 248V247H202ZM209 248V247H208ZM1 249V248H0ZM4 249V248H3ZM0 250V264H13L12 263V257L13 254L5 251V249ZM114 249V248H113ZM126 249V248H125ZM129 249V248H128ZM178 249V248H177ZM181 249V248H180ZM196 249V248H195ZM15 250V251H14ZM25 250V249H24ZM121 250V249H120ZM193 250V249H192ZM94 251V250H93ZM106 251V250H105ZM124 251V250H123ZM158 251V252H159ZM180 251V250H179ZM203 251V250H202ZM210 251V250H209ZM19 252V253H20ZM92 252V254H91ZM107 252V251H106ZM122 252V251H121ZM126 252V250H125ZM151 252V251H149ZM157 252V253H158ZM183 252V249H182ZM191 252V251H190ZM195 252V250H194ZM206 252V251H204ZM212 252V251H211ZM51 253L56 255V260L54 262L51 259ZM117 253V252H116ZM115 253V254H116ZM192 253V252H191ZM197 252H195L196 254ZM202 253V252H201ZM209 253V252H208ZM21 254V253H20ZM18 254V255H20ZM113 254L112 256L115 257L117 260L115 261H121L120 256ZM122 254V253H121ZM164 254V252H163ZM186 254H188L186 252ZM194 254V255H195ZM207 254V253H206ZM211 254V253H210ZM209 254V255H210ZM213 254V253H212ZM120 255V254H119ZM130 255V254H128ZM151 255V254H150ZM157 255V254H155ZM159 255V254H158ZM167 255V256H166ZM191 255V254H190ZM208 255V256H209ZM28 256V255H27ZM30 256V255H29ZM124 256V254L122 255ZM121 256V257H122ZM206 256V255H205ZM211 255L210 257H212ZM150 257V256H149ZM157 257V256H155ZM193 257V256H191ZM200 257V256H198ZM202 257V256H201ZM209 257V258H210ZM98 258V256H97ZM123 258V257H122ZM161 258V256L159 257ZM15 259V258H14ZM23 259V258H22ZM27 259V258H26ZM99 259V258H98ZM128 259V258H127ZM157 259V258H155ZM167 259V260H169ZM193 259V258H192ZM196 259V258H195ZM201 259V258H200ZM17 260V258H16ZM36 260V261H34ZM110 260V259H109ZM113 260V259H112ZM161 260V259H160ZM191 260V259H190ZM202 260V259H201ZM114 261V260H113ZM126 261V260H125ZM157 261V260H156ZM164 261V260H163ZM193 261V260H192ZM191 261V262H192ZM18 262V261H17ZM28 263L25 262V264H37L38 260L37 258L34 259H28ZM155 263V261H153ZM159 262V261H158ZM166 262V261H164ZM190 262V261H188ZM187 262V263H188ZM200 263V261H198ZM204 262V261H203ZM201 262V263H203ZM39 263V264H40ZM167 263H169L167 261ZM193 263V262H192ZM207 263V262H205ZM16 264V263H15ZM101 264V263H100ZM116 264V263H115ZM156 264V263H155ZM162 264V263H161ZM185 264V263H184ZM190 264V263H189ZM194 264V263H193ZM209 264V263H208Z\"/></svg>",
    "mask_w": 264,
    "mask_h": 264
},
{
    "label": "rangeland",
    "instance_id": "rangeland-1",
    "mask_svg": "<svg viewBox=\"0 0 264 264\" xmlns=\"http://www.w3.org/2000/svg\"><path fill=\"white\" fill-rule=\"evenodd\" d=\"M35 1V0H33ZM191 3V5L194 8V11L196 12V15H198L199 17L202 18H206V19H210L212 17L216 16H221L223 18L222 21L220 22H224V23H220L219 25H217L216 30L214 32V36H216L215 38H217V40H222L224 41V51L225 54L227 56H229V60L232 64L233 67H238L240 68L241 72H243L245 69L247 71L250 72H258L257 74H262V72H264V52H255V51H251V49H249L248 45L249 43H251V37L250 36H246L244 38V44L246 43V45H241L242 43L238 42V36L241 33V31L243 30V28L246 27H256L257 29V35L260 36L258 38L259 43L261 46H264V0H187ZM3 3V2H2ZM24 8L19 9V12L15 13V8L14 5L10 6V10H8L7 8V12L4 11V13H2V15H0V22H3L4 19L5 21L7 20H13V22H11L10 25L12 26H8V25H1L0 24V248L1 249H5L6 252H8L7 250L9 249V252H11L13 254V264H25L28 263V259H34L37 258L38 263H40V260L38 259L37 256H34L32 254H30L31 251H28L27 249V243L23 240L22 236V229L23 225L26 226V224L28 222H26V218L31 219L32 223H34L35 221V225L33 224V226L35 227V229H38L39 231H42L41 229H43V231H47L46 233H44V235L40 236L42 240H40L41 242H45L48 241V237H50L52 231L55 232H60V230L62 232L65 233V231H72L70 233H74L75 235H78L80 238V242H82V244L86 245V246H90V250H92L93 256L95 257L92 260H97V263H101V264H173V262L171 263L170 259L165 257V251L162 250L164 249V243L161 242L162 240H160L159 238V232H158V227L156 226L155 228V219L156 215L154 213V211L152 210V206L150 204V198H149V193L146 192V190L148 191L147 187H152L155 186L153 188L155 189H159L158 190V197L161 202H165L164 204L162 203L163 206V210L164 213L168 212V208L170 207L169 203L170 200H174V201H178L181 202V204H184L187 202V200L189 201H193L194 203L201 206L200 208L204 209L206 211V213H208L206 216L208 217V219H212L213 217H215L216 213H214L216 211L215 205H213L214 203L211 201L213 199L216 200L217 196V191L215 192V188H217L218 185L220 184H225L224 183V177H222L224 175L225 171V166L227 164V162H229L230 160V156H227L226 158H223L225 156V154L229 155L228 152L229 151H225L223 150V148H218L217 146H215V144H211L212 142L207 139V138H202L201 136H198L199 138L197 139L196 135L195 138H193L194 136H192L191 138L186 137V136H190L192 129H194V127L190 126L189 128H191V130L189 131V128L186 126H183L184 128L186 127V132L184 128H182L180 130V126L178 127V125H167L164 124V122L166 123L165 120V116L163 115L164 112L169 109V107L167 108V101H163V103H159L157 106L159 107L158 109L163 110L162 115L160 116V113H156V111L154 110H149V108L144 109V113L145 111L147 113V116L149 118V123H151L152 125H148L150 133L153 135L149 136V131H148V136L143 135L142 138L144 139H138L137 141H135V145L132 143L133 139H129V141L127 142V144L130 143V141H132V145L130 143V145L128 146H132L134 145V147L136 146L137 149L133 150L134 147H129L130 150L132 149L133 151H135V153H133V151H129V148L125 145H123L121 142H119V138L117 136V132H115L114 130V134H113V130L111 128V130H107V128L105 129L106 125H101L100 127L98 125L95 124V122H97V120L99 118L103 119L105 116V112L102 111L100 106L98 107V105L103 101H107L108 100V96H110L111 94H116V95H123V92H127L129 89V85L134 81L137 80V78H139V76L142 74L141 71L143 72L144 70L142 69L141 71L136 70L134 68H130L128 70H130L129 72H123L121 75H116L113 78H109L108 76H104V81L107 82L106 86L104 88V90L102 91H97L95 89L90 90L87 92H84L83 89H81L80 87H75V80H77V76L79 74H82L84 72V70L86 71V67L87 68H92L91 66L95 65V63L98 60L97 59H93V57L95 58L96 55H94V53L92 55L89 56H85L82 57L80 59H75L76 62H74L72 67H65L67 69H64L62 65V60L63 57L65 56V52L68 51V49L71 50V48H74L77 44L76 41H71L73 40L72 37H69L68 35H64L65 29L63 28H59L60 25L57 26L56 23H52L50 19V17L48 16V14H40L39 16H43L42 19H45V24L44 26L40 27V24H38L39 19L37 20L38 22H36V19L34 17V15L37 17V13H35V11H37L36 9H34L35 7L32 4V1H24L23 2ZM125 7H129L130 4H123ZM2 6V5H1ZM34 7V8H33ZM35 10V11H34ZM166 10L168 11H172V12H190L188 9H179L177 7H171V6H166ZM12 11V13H11ZM199 11V12H198ZM9 14V15H7ZM17 14V15H16ZM19 14V15H18ZM34 14V15H33ZM4 15V16H3ZM5 15H7V17H5ZM14 17H13V16ZM204 15V16H202ZM2 16V17H1ZM18 16V17H17ZM46 16V17H45ZM206 16V17H205ZM208 16V17H207ZM96 17V16H95ZM101 17V18H100ZM106 17V18H104ZM98 16L96 17V19H105L104 21H100L99 23H103L105 25L111 24L112 21H107L108 16ZM4 18V19H3ZM11 18V19H10ZM214 19V18H213ZM35 21V22H34ZM111 22V23H110ZM47 23V24H46ZM91 23V21H90ZM38 24V25H37ZM46 25V26H45ZM56 25V26H55ZM259 26V27H258ZM9 27V28H8ZM58 27V28H57ZM6 29V30H5ZM15 29V30H14ZM28 29V30H27ZM13 30V32H12ZM17 30V31H16ZM62 30V31H61ZM16 31V32H15ZM41 31V32H40ZM48 31V33H47ZM260 31V32H259ZM262 31V32H261ZM8 32V33H7ZM11 32V33H10ZM30 32V33H29ZM40 32V33H39ZM23 33V34H22ZM44 33V34H42ZM47 33V34H46ZM260 33V34H259ZM262 33V36H261ZM21 34V35H20ZM26 34V35H25ZM29 36H28V35ZM40 34V35H39ZM229 34V35H228ZM50 37H48V36ZM55 37H53V36ZM66 40L64 42V40ZM235 35V36H234ZM10 36V37H9ZM21 36V38H20ZM28 36V37H27ZM35 36H37L38 38H36ZM44 36V38L42 37ZM47 40L44 41L46 38ZM57 36V37H56ZM59 36L61 39H59ZM65 36V37H64ZM228 36V37H227ZM234 36V37H233ZM41 37V38H40ZM52 37V40H51ZM2 38V40H1ZM57 38V39H56ZM68 38V39H67ZM72 38V39H71ZM95 38V39H94ZM97 37H93L91 36L88 40V45L85 47H91V49H93L94 47L99 46L97 40H99ZM222 38V39H221ZM231 38V39H230ZM7 41H6V40ZM12 39V40H11ZM22 39V40H21ZM39 39V40H38ZM71 39V40H70ZM94 39V40H93ZM11 44H10V41ZM15 40V41H14ZM43 40V41H42ZM50 40V41H49ZM53 40L55 42H53ZM63 42V45L61 44ZM69 40V41H68ZM115 40V38L113 39ZM231 40V41H230ZM4 42V43H1ZM41 41V42H40ZM59 41V42H57ZM96 41V42H95ZM261 41V42H260ZM72 42V44L74 43V45L72 46L70 43ZM95 42V43H94ZM234 42H238V44L236 45ZM8 43V44H7ZM51 43V44H50ZM56 43L58 44V47L54 48L56 45ZM67 43V44H66ZM94 43V44H93ZM147 42H142L140 43L141 45H138V49H141L143 46H146ZM206 43V44H205ZM100 44V43H99ZM143 44V45H142ZM146 44V45H145ZM231 44V45H229ZM263 44V45H262ZM91 45V46H90ZM96 45V46H95ZM239 45V46H238ZM242 47H241V46ZM72 46V47H71ZM204 46V47H203ZM207 46V47H206ZM245 48H244V47ZM10 47V49L8 48ZM48 47V48H47ZM66 47V48H64ZM69 47V48H67ZM4 48V49H3ZM64 48V49H63ZM208 45L207 42H204L202 40V43L200 41V43H198L197 45H195L192 49L191 52L194 50H207ZM231 50H230V49ZM240 48V49H239ZM3 49V50H1ZM7 49V50H6ZM62 49V51H61ZM6 50V51H5ZM54 50V51H53ZM235 50V51H234ZM64 51V52H63ZM5 52V53H4ZM92 52V51H90ZM189 53V52H188ZM233 53V54H232ZM231 54V57H230ZM238 54V55H237ZM48 55V58L46 56ZM56 55V56H54ZM45 56V59H44ZM53 56V57H51ZM240 56V58H238ZM43 57V58H42ZM56 57V59H55ZM53 58V59H52ZM58 58V59H57ZM85 58V60H84ZM88 58V59H87ZM233 58V60H232ZM239 60H238V59ZM51 59V61L48 60ZM55 59V61H53ZM249 59H254L255 61L261 62L262 65L259 67L258 65H255V63H251V65L248 63ZM44 60V61H43ZM59 60V61H57ZM97 60V61H95ZM85 61V62H84ZM237 61V62H236ZM46 62V63H45ZM55 62V63H54ZM89 62V63H88ZM91 62V63H90ZM235 62V63H234ZM58 63V64H57ZM245 63V64H244ZM13 64V65H12ZM45 65V66H44ZM88 65V66H85ZM238 65H240L241 67H239ZM52 66V67H51ZM80 68H79V67ZM43 67V68H42ZM47 68H51V72H45L44 69ZM236 67V68H237ZM62 68V69H61ZM78 68V69H77ZM82 68V69H81ZM235 68V69H236ZM245 68V69H243ZM80 69V70H79ZM252 69V70H251ZM257 69V70H256ZM71 70V71H70ZM89 70V69H88ZM238 70V69H236ZM255 70V71H253ZM70 71V72H69ZM76 71V72H75ZM134 71V72H132ZM138 71V72H137ZM239 71V70H238ZM41 72V73H40ZM79 72V73H78ZM138 74H137V73ZM145 72V71H144ZM261 72V73H260ZM52 73V75H51ZM68 73V74H67ZM78 73V74H77ZM139 73H141L139 75ZM43 74V75H42ZM47 74V75H46ZM54 74V75H53ZM56 74V75H55ZM59 74V75H58ZM264 74V73H263ZM20 75V76H19ZM42 75V76H41ZM72 77H71V76ZM131 75V76H130ZM136 75V76H135ZM139 75V76H137ZM17 76V77H16ZM24 76V77H23ZM119 76V77H118ZM122 76V77H120ZM20 77V79H18ZM22 77V78H21ZM54 77V78H53ZM69 77V78H68ZM71 77V78H70ZM77 77V78H76ZM117 77V78H116ZM124 77H126L124 79ZM134 77V78H133ZM137 77V78H136ZM10 78V79H9ZM14 78V79H12ZM53 78V79H52ZM56 78V79H55ZM128 78H130L128 80ZM4 79V80H3ZM60 79V80H59ZM113 79V80H111ZM115 79V80H114ZM9 80V81H8ZM13 80V81H12ZM19 80V81H18ZM21 80V81H20ZM130 80H133L132 82H129ZM64 81V82H63ZM126 81V82H124ZM8 82V83H7ZM13 82V83H11ZM18 85H16L15 84ZM67 82V83H65ZM27 83V84H26ZM54 83V84H53ZM126 83V84H125ZM6 84H8L6 86ZM11 84H13L12 86L17 88L20 87L22 85L25 86H29L31 88H35V90L31 91L32 96L33 93H35V96L33 97L37 103L39 100L38 104L42 110V112H47L49 113L50 116H52V121L55 122V124L52 121H47L46 119H42L44 121H40L41 125L40 127L47 133L43 134V135H39V133L37 134L38 131H36V127H34L35 122L34 123H22V125H19V128H21L22 126V130L18 132L17 128H13V124L10 123V119L12 120V118L14 120H18V117L14 115V113L11 111V109H9V105L7 104V102L3 99V93L6 92L7 94H11V91H13V87L11 86ZM31 84V85H29ZM17 86V87H16ZM36 86L38 88H36ZM128 86V87H127ZM8 87V88H7ZM12 88V89H11ZM39 91H38V90ZM79 89V90H78ZM3 90V91H2ZM7 90V91H6ZM109 90V91H108ZM122 90V91H121ZM35 91V92H34ZM72 91V92H71ZM97 91V92H96ZM108 91V92H107ZM55 92V94H54ZM111 94H110V93ZM114 92V93H113ZM51 93V94H50ZM86 93V94H85ZM107 93V94H106ZM39 94V95H36ZM57 94V95H56ZM68 94V95H67ZM92 94V95H90ZM93 95H94V99H93ZM99 95V96H98ZM101 95V96H100ZM38 96V97H37ZM90 96V97H89ZM98 96V98H97ZM2 97V99H1ZM59 97H63V100L60 103H57V99ZM88 97V98H87ZM87 98V99H85ZM92 98V99H90ZM99 100V101H97ZM4 100V101H3ZM54 100V101H53ZM101 100V101H100ZM3 103H2V102ZM43 101V102H42ZM90 101V102H89ZM169 101V100H168ZM6 104H5V103ZM87 102V103H86ZM98 102V105H97ZM44 103V104H43ZM57 103V104H56ZM56 104V107L54 106ZM96 105V106H95ZM164 105V106H163ZM92 108L90 110V108ZM85 107V108H84ZM165 107V108H164ZM28 108V106H27ZM59 108V109H58ZM89 108V110H88ZM157 108V107H156ZM89 111V115L87 112L84 111ZM95 109V110H94ZM9 110V111H8ZM165 110V111H164ZM92 111V112H91ZM154 111V113H153ZM94 112H96V116L93 115ZM149 112V113H148ZM93 113V114H92ZM100 113V114H99ZM167 113V111L165 112ZM80 114V115H79ZM82 114V115H81ZM84 114V115H83ZM91 114V115H90ZM99 114V115H98ZM157 114V115H156ZM7 115V116H6ZM98 115V116H97ZM101 115V117H99ZM151 115V116H150ZM156 115V116H154ZM76 116V117H75ZM79 116V117H78ZM86 116V117H83ZM88 116V119H87ZM92 116V117H91ZM93 116L95 118H93ZM153 118H150L152 117ZM163 116V118H162ZM10 117V118H8ZM83 117V118H82ZM99 117V118H98ZM161 117V118H160ZM77 118V119H76ZM86 118V119H85ZM91 118L93 121L91 122ZM156 118V120H155ZM9 119V124L8 120ZM154 119V120H153ZM163 119V120H162ZM82 120L83 122H80V124L83 125L84 128H81V126L79 124V121ZM88 120V121H86ZM47 121V122H46ZM59 121V122H58ZM84 121L85 124H84ZM90 121V122H89ZM154 121V122H153ZM43 122V124H42ZM48 124H46V123ZM52 122V123H51ZM70 122L72 124H70ZM89 122V124L87 123ZM97 126L100 129V132H98L99 130L93 125ZM99 123V122H98ZM155 123V124H154ZM158 123V124H157ZM162 123V124H161ZM24 124V125H23ZM29 124V125H27ZM32 124V125H31ZM73 124H77L76 126L74 125V127L72 126ZM88 124V125H87ZM10 125V127H9ZM72 127H71V126ZM87 125V126H85ZM90 125V126H89ZM156 125V127H155ZM161 125V127L159 126ZM164 125V126H163ZM173 125V126H171ZM36 126V125H35ZM46 126V127H45ZM54 126V127H53ZM67 126V127H66ZM94 126V128H93ZM151 126V127H150ZM154 126V128H153ZM159 126V127H158ZM170 126V127H167ZM175 126L177 127V129L175 128ZM25 127V128H24ZM32 127V128H31ZM56 127V128H55ZM58 127H60L61 129H59ZM86 127V129H85ZM89 127V128H88ZM92 127V128H91ZM104 127V128H103ZM107 127V126H106ZM174 127V128H173ZM66 130L67 128H69L71 131V136L72 139H74V144L72 145V142L70 143L71 139L68 138H63L62 140V130L64 131V129ZM74 128V129H72ZM103 128V129H102ZM169 128V129H168ZM174 129V130H170V129ZM10 129V130H9ZM83 131H82V130ZM96 131H95V130ZM163 129V130H162ZM166 129V130H165ZM184 129V130H183ZM76 130L78 132H76ZM85 130V132H84ZM94 130L95 133H97L96 137L95 133L93 131L94 134H92L91 132ZM108 132H106V131ZM156 130V131H155ZM158 130V131H157ZM87 131V132H86ZM111 131V132H110ZM166 131V132H165ZM184 133L180 134L179 132ZM11 132V133H10ZM35 132V133H34ZM60 132V133H59ZM83 132V133H82ZM101 132H103L104 134L103 137L101 138ZM156 132H159L156 133ZM177 132V133H176ZM25 133V134H24ZM79 133V134H78ZM87 133V134H86ZM107 133V134H105ZM113 135H112V134ZM161 133V134H160ZM165 133V134H163ZM193 133V132H192ZM28 134V135H26ZM35 134V135H34ZM57 134V135H56ZM93 136H92V135ZM110 134V135H109ZM179 134V135H178ZM22 135V136H21ZM26 135V136H25ZM86 135V136H85ZM88 135V136H87ZM114 136L112 138V136ZM116 135V137H115ZM177 135V136H176ZM192 135V134H191ZM17 136V137H15ZM30 136V138L28 137ZM41 136V138H40ZM54 136V137H52ZM183 136H185L183 138ZM7 137V138H6ZM32 137V139H31ZM84 137V138H83ZM91 137V138H90ZM153 137V138H152ZM175 137V139H174ZM202 139H201V138ZM25 138V139H24ZM38 138V139H37ZM54 138V139H53ZM90 138V139H89ZM95 138V142L92 141V139L94 140ZM99 138L102 141H99ZM150 140H149V139ZM160 138V139H159ZM23 139V140H22ZM65 139V140H64ZM109 139V140H107ZM111 139V140H110ZM116 139V140H114ZM149 140L148 142H146L147 140ZM195 139V141L192 140ZM196 139L198 141H196ZM201 139V140H199ZM205 139V140H204ZM11 140V141H10ZM113 140V141H112ZM119 140V141H118ZM142 140V141H141ZM16 141V142H15ZM21 141V142H20ZM24 141V142H23ZM30 141H33L32 143ZM59 142V143H56ZM61 141L63 143H61ZM72 141V140H71ZM116 143H115V142ZM153 144H152V142ZM157 141V142H156ZM159 141V142H158ZM12 144H11V143ZM19 142V143H18ZM30 142V144H28ZM65 142V143H64ZM99 142V143H98ZM150 142V144H149ZM156 142V143H155ZM196 142V143H195ZM16 143V145H15ZM22 143H25L24 145ZM76 143V144H75ZM97 143V145H96ZM136 143H139V149H138V145H136ZM144 143V144H143ZM148 143V144H147ZM195 143V144H194ZM247 144H244L243 146V153H245V155H249V157H247V160L251 161H247L250 162L248 163L249 165H252L251 167L259 172L262 176L264 177V163H259V161L257 160V158L254 155V153H256L252 149V146L250 144V142H246ZM249 143V145H248ZM10 144V145H9ZM70 146H68V145ZM102 144V145H101ZM106 144V145H105ZM120 144V145H119ZM143 144V145H142ZM147 146L145 147L144 145ZM152 144V145H151ZM30 145V146H29ZM32 145V146H31ZM66 145V146H65ZM77 146L76 148H74L75 146ZM113 145V146H112ZM120 147H119V146ZM121 145L123 147H121ZM140 145H142V148ZM159 145V146H158ZM163 145V146H162ZM19 146V147H18ZM23 146V147H21ZM99 146V147H98ZM101 146V147H100ZM110 146V147H109ZM152 146V147H151ZM158 146V148H157ZM164 148H162V147ZM214 146V147H213ZM31 147V148H30ZM98 147V148H97ZM113 149H112V148ZM156 147V148H155ZM215 147H217L215 149ZM10 150H9V149ZM18 148V150H17ZM22 148V150H21ZM70 148V149H69ZM89 148V149H88ZM111 148V149H109ZM125 148V149H124ZM141 149L142 153H141ZM153 149L147 152L148 149ZM246 148L247 152L246 151ZM3 149V151H2ZM30 149V150H29ZM80 151V153H76ZM84 149V150H83ZM108 149V150H107ZM122 149V150H121ZM161 149V150H160ZM218 149V150H217ZM220 149V150H219ZM29 150V151H28ZM82 150V151H81ZM110 150V151H109ZM116 150V152H115ZM119 152H118V151ZM125 152H124V151ZM145 150V152H144ZM9 151V153L7 152ZM11 151V152H10ZM18 151V152H17ZM19 151H21V153H19ZM26 151V152H25ZM28 151V152H27ZM89 151V152H88ZM107 151V152H106ZM127 151V152H126ZM139 153H138V152ZM160 151V152H159ZM23 152V153H22ZM73 152V153H72ZM75 152V153H74ZM84 152V153H83ZM115 152V153H114ZM252 154H251V153ZM3 153V154H2ZM13 153V154H12ZM87 153V154H85ZM106 153V154H105ZM110 153V155H109ZM127 153V154H126ZM137 153V154H136ZM141 153V154H140ZM146 153V154H145ZM215 153V154H214ZM218 153V154H217ZM224 153V155H223ZM230 153V152H229ZM247 153V154H246ZM249 153V154H248ZM2 154V155H1ZM17 154V155H16ZM33 154V155H32ZM35 154V155H34ZM123 154H126L123 155ZM133 154V155H132ZM136 156H135V155ZM144 154V155H143ZM151 154V155H150ZM222 154V155H221ZM5 155V156H3ZM7 155V156H6ZM82 157H81V156ZM88 158H86L87 156ZM91 155V157H90ZM109 155V156H108ZM113 155V156H112ZM116 155V156H115ZM121 157H120V156ZM146 155V156H145ZM149 155V156H148ZM211 155V156H210ZM252 155V156H251ZM13 156V157H12ZM104 156V157H103ZM123 156V157H122ZM145 156V157H144ZM153 156V157H152ZM159 156V157H158ZM208 156V157H207ZM220 156V157H219ZM251 156V157H250ZM79 157V158H78ZM90 159L92 160V164L95 166H98L99 168H102L104 175L102 178H98V181L96 179V177L93 178H89V177H82L83 174L81 172H79V170L81 171V169L84 166V159ZM105 157H107L105 159ZM116 157V158H115ZM120 157V158H119ZM150 159H148V158ZM244 156V160H245ZM253 157V158H252ZM13 160H12V159ZM64 158V159H63ZM68 158V159H67ZM76 158V159H75ZM83 158V161L82 159ZM95 158V159H94ZM16 159V160H15ZM58 159V160H57ZM72 159V161L70 160ZM89 159V161H91ZM95 161H94V160ZM114 159V160H113ZM118 161H117V160ZM123 159V160H122ZM125 159H129V160H125ZM134 159V160H133ZM139 159V160H138ZM143 159V160H142ZM145 159L146 162H145ZM154 159V160H153ZM160 159V160H158ZM203 160L201 162V160ZM218 159V160H217ZM228 159V160H227ZM15 160V161H14ZM18 160V161H17ZM64 160H70V162H72L75 165V173H68L64 170ZM74 160V161H73ZM76 160V161H75ZM83 162L82 164L79 162ZM99 160H101V162L99 163ZM115 160L117 161V164L115 162ZM137 160V161H135ZM142 160V161H141ZM187 160V161H186ZM227 160V162H225ZM256 160V161H253ZM111 161V162H110ZM156 161V162H155ZM200 161V162H199ZM223 161V162H222ZM76 162V163H75ZM96 162V163H95ZM120 162V163H119ZM138 162V163H137ZM151 162V163H150ZM206 162V163H203ZM217 162V163H215ZM222 162V163H221ZM5 163V164H4ZM78 163V164H77ZM95 163V164H94ZM124 163V164H123ZM133 163V164H132ZM136 163V164H134ZM192 163V164H191ZM196 163V164H195ZM201 163V164H200ZM219 163V164H218ZM13 164V165H11ZM56 164V165H55ZM58 164V165H57ZM80 164V165H79ZM109 164V165H108ZM117 164V165H115ZM126 164V165H125ZM130 166H129V165ZM141 164V166H140ZM153 164V166H152ZM157 164V165H156ZM189 164V165H188ZM215 165V169H214V165ZM217 164V165H216ZM223 164V165H220ZM256 164V166H255ZM63 165V166H62ZM79 165V167L77 166ZM104 167H102V166ZM113 165V166H111ZM124 165V167H123ZM134 165V166H132ZM139 168H146L148 171H146V169H142L144 171L147 172V174H149L147 176L148 179H146V183L142 182L141 179L139 178V175L136 172V167ZM151 165V166H150ZM160 165V166H158ZM213 165V166H212ZM258 165V166H257ZM18 166V167H17ZM112 168H111V167ZM129 166V167H128ZM136 166V167H135ZM157 166V167H156ZM181 166V167H180ZM193 166V167H192ZM200 166V167H198ZM209 166V167H208ZM224 166V167H223ZM261 166V167H260ZM4 167V168H3ZM6 167V168H5ZM9 167V168H8ZM63 167V168H62ZM107 167V168H106ZM115 167V168H114ZM122 169H121V168ZM176 167V168H175ZM185 167V168H184ZM187 167V168H186ZM195 167V168H194ZM203 171H202V168ZM220 167V168H219ZM259 167V168H258ZM8 168V169H7ZM13 168V169H10ZM109 168V169H108ZM120 168V169H119ZM128 168V169H127ZM135 170H133V169ZM153 168V169H152ZM181 168V169H180ZM209 171H208V169ZM222 168V169H221ZM224 168V169H223ZM257 168V169H256ZM262 168V169H260ZM5 169H7L5 171ZM18 169V170H17ZM62 169L64 170V172L62 171ZM78 169V170H77ZM108 169V170H107ZM116 169V170H114ZM119 169V170H118ZM157 169V170H156ZM187 169V170H186ZM206 169V170H205ZM211 169V170H210ZM220 169V170H219ZM10 172H9V171ZM12 170V171H11ZM14 170V172H13ZM121 170V171H120ZM125 170V171H123ZM129 170V171H128ZM196 170V171H194ZM223 170V171H222ZM5 171V172H4ZM8 171V172H7ZM18 171V172H17ZM20 171V172H19ZM31 171V172H30ZM59 171V172H58ZM121 173H120V172ZM150 171V172H149ZM167 171V172H166ZM173 171V172H172ZM181 171V173H180ZM185 171V172H183ZM190 171V172H189ZM194 171V172H193ZM216 171V172H215ZM219 171V172H218ZM222 171V173L220 172ZM14 174H13V173ZM17 172V173H16ZM65 172L67 173V175L65 174ZM79 172V173H78ZM106 172V173H105ZM110 174H108V173ZM114 172V173H113ZM132 172V173H131ZM133 172H135L133 174ZM156 174L153 175L152 173ZM158 172V173H156ZM176 172V173H175ZM187 172V173H186ZM201 172V173H200ZM206 172V173H205ZM209 172V173H208ZM211 172V173H210ZM81 173V174H80ZM129 173V174H128ZM178 173V174H177ZM197 175H196V174ZM208 173V174H207ZM221 174V178L219 174ZM19 174V176H18ZM20 174L22 175V177L20 176ZM70 174V176H69ZM75 176L73 178V175ZM78 174V175H76ZM123 174V175H122ZM159 174V175H158ZM175 176H173V175ZM186 176H185V175ZM217 174V175H216ZM223 174V175H222ZM82 175V176H81ZM118 175V176H117ZM129 175H131L129 177ZM138 175V176H137ZM153 175V176H152ZM181 176H183V181L184 183L181 182V178H179ZM208 175V176H207ZM2 176V177H1ZM12 176V178H11ZM36 178H33L32 177ZM113 176V177H112ZM117 176V177H116ZM168 176V177H167ZM192 176V177H190ZM203 176V177H202ZM7 177V178H6ZM10 177V178H8ZM28 177V180H27ZM77 177V178H76ZM105 177V178H104ZM111 179H110V178ZM120 177V178H119ZM126 177V179H125ZM129 177V178H128ZM152 177V178H151ZM156 177V178H155ZM186 177V178H185ZM189 177V178H188ZM18 178V179H17ZM23 178V179H22ZM26 178V179H25ZM32 179V182H30ZM39 178V179H38ZM80 178V181H79ZM82 178V179H81ZM108 178V179H107ZM154 178V179H153ZM175 178H179L178 180H176ZM194 178V179H193ZM211 178V179H209ZM214 178V179H213ZM217 178V179H216ZM40 179H44L43 181ZM75 180L76 181V190H73L71 188H69L68 182L70 180ZM78 179V181H77ZM85 179V180H84ZM87 179H91L90 181H88ZM93 179V180H92ZM95 179V180H94ZM100 179V180H99ZM103 179V183L102 182ZM124 179V180H123ZM130 179V180H129ZM133 179V180H132ZM135 179V181H134ZM151 179V180H150ZM190 179V180H189ZM219 179V180H218ZM262 179V178H261ZM264 179V178H263ZM262 179V180H263ZM6 180V181H5ZM8 180V181H7ZM14 180V181H13ZM84 180V181H83ZM193 180V181H192ZM210 180V181H209ZM35 181V182H33ZM39 181V182H38ZM106 181V182H105ZM110 181V182H109ZM115 181V182H114ZM121 183H120V182ZM139 181V183H137ZM152 181V182H151ZM167 181V183H166ZM178 181H180L182 183H179ZM187 181V184L185 185ZM218 181H223L222 183L219 184ZM264 181V180H263ZM262 181V183H263ZM13 182V184H12ZM21 182V183H20ZM42 182V183H41ZM79 182V184H77ZM87 182V183H86ZM90 182V183H89ZM94 182V183H93ZM127 182V183H126ZM149 182V183H148ZM205 182V183H204ZM207 182V183H206ZM209 182H211L209 184ZM215 182V183H214ZM8 183V186L6 185ZM26 183V184H25ZM39 185H38V184ZM45 183V184H44ZM101 183V184H100ZM107 183V184H106ZM113 183V184H112ZM130 183V186H129ZM138 185H137V184ZM143 183V185L141 184ZM151 183V184H150ZM155 183V184H154ZM158 183V184H157ZM201 183V184H200ZM218 183V185H217ZM16 184V185H15ZM32 184V185H31ZM42 184V185H40ZM83 184L85 187V189H87V191L83 188ZM88 184V185H87ZM96 184V186H95ZM104 184V185H103ZM111 184V185H110ZM121 184V185H120ZM124 184V185H123ZM133 184V185H132ZM172 184V186H171ZM178 184V186H177ZM193 184V186H192ZM212 184V185H211ZM13 185V188H12ZM31 185V186H30ZM34 185V186H33ZM90 185V186H89ZM117 185V187H116ZM127 185V186H125ZM137 187H134V186ZM149 185V186H147ZM165 185V186H164ZM184 185V186H183ZM197 185V186H196ZM203 185V186H202ZM2 186V187H1ZM4 186V187H3ZM6 186V187H5ZM27 186V187H26ZM38 186V187H37ZM78 186V187H77ZM98 186V187H97ZM122 186V188H121ZM125 186V187H123ZM133 186V187H132ZM169 186V188H168ZM175 186L177 188H175ZM189 186V187H188ZM200 186V187H199ZM214 186V187H213ZM216 186V187H215ZM11 187V188H10ZM26 187V189H25ZM40 187V188H39ZM42 187V188H41ZM91 187V188H90ZM143 187V188H142ZM163 187V188H162ZM167 187V188H166ZM191 187V189H190ZM197 187V188H196ZM200 189H199V188ZM209 187V188H207ZM10 188V189H9ZM24 188V189H23ZM28 188V189H27ZM30 188H34L30 189ZM92 188H94L92 190ZM104 188V189H103ZM107 188V189H106ZM135 188V189H134ZM188 190H186V189ZM214 188V190H213ZM12 189V192H11ZM21 189V190H20ZM44 189V191H43ZM96 189V190H95ZM101 189V190H98ZM106 189V190H105ZM117 189V190H116ZM124 189V190H123ZM132 189V190H131ZM134 189V191H133ZM142 191H141V190ZM144 189V190H143ZM166 189V190H163ZM177 189V190H175ZM198 189V190H197ZM209 189V190H208ZM16 190V191H15ZM28 190V191H27ZM42 190V191H41ZM46 190V191H45ZM66 190V191H65ZM83 190V191H81ZM95 190V192H94ZM114 191V192H110V191ZM128 190V191H126ZM156 190V191H157ZM164 192H163V191ZM182 190V192H181ZM193 192H191V191ZM202 190V191H201ZM205 190V191H204ZM208 190V191H207ZM14 191V192H13ZM19 191V192H18ZM24 191V193H23ZM30 191V193H29ZM32 191V193H31ZM80 191V192H79ZM94 193H93V192ZM98 191V192H97ZM101 191V192H100ZM105 193H103V192ZM139 191V193H138ZM180 191V192H179ZM198 191V192H197ZM211 191V192H210ZM6 192V194H5ZM22 192V193H21ZM26 192L28 194H26ZM46 192V193H45ZM52 192V193H51ZM86 192V193H85ZM110 192V194H109ZM120 192V193H119ZM128 192V193H126ZM132 192V193H131ZM190 192V194L188 193ZM203 192V193H202ZM206 192V193H205ZM15 193V194H14ZM38 193V194H37ZM45 195H44V194ZM85 195H84V194ZM99 193V194H98ZM103 193V194H102ZM119 193V194H118ZM136 193V194H135ZM167 195H166V194ZM169 193V194H168ZM173 193H177L178 195L180 194V196L174 197L172 196ZM185 193V194H184ZM201 195H200V194ZM205 193V194H204ZM210 193V194H209ZM10 194V195H9ZM26 194V195H25ZM47 194V195H46ZM95 195L97 197H95L97 200H99V202L101 203L100 209L96 210V207L93 206V201H92V195ZM133 194V195H132ZM135 194V195H134ZM162 194V195H161ZM164 194V195H163ZM192 194V195H191ZM196 197H194L195 195ZM213 194V195H212ZM215 194V195H214ZM29 197H28V196ZM35 195V196H34ZM69 195V196H68ZM111 197H110V196ZM117 195V196H116ZM121 195V196H119ZM129 195V196H128ZM144 195H148V196H144ZM170 195V196H168ZM182 195V196H181ZM185 195V196H184ZM186 195L188 196V198L186 197ZM205 198H204V196ZM212 195V196H211ZM23 196V198H22ZM26 196L28 198H26ZM83 198H82V197ZM101 196V198H100ZM116 196V198H115ZM126 196V197H124ZM133 196V197H132ZM137 198H135V197ZM193 196V197H191ZM209 196V197H208ZM211 196V198H210ZM6 197V198H5ZM32 197V198H31ZM36 197V198H35ZM90 197V198H89ZM105 197V198H103ZM118 197V198H117ZM131 197V198H130ZM143 197V198H142ZM148 197V199H147ZM170 197V198H169ZM181 197V198H180ZM190 197V198H189ZM215 197V198H214ZM13 198V199H12ZM90 200H89V199ZM110 198L112 201H110ZM120 198V199H119ZM125 198V199H124ZM133 198V199H132ZM139 198V199H138ZM163 198V199H162ZM167 198V199H166ZM169 198V199H168ZM193 198V200H192ZM196 198V200H195ZM202 198V199H201ZM207 198V199H206ZM3 199V200H2ZM5 199V200H4ZM43 199V200H42ZM85 199V200H84ZM116 199V200H115ZM129 199V200H128ZM131 199V200H130ZM178 199V200H177ZM185 199V200H184ZM198 199V200H197ZM206 199V200H205ZM209 199V200H208ZM7 200V201H6ZM45 200V202H44ZM52 200V201H51ZM55 200V201H54ZM74 200V201H73ZM121 200V202L119 203V201ZM126 200V201H124ZM134 200V202H133ZM139 202H138V201ZM147 200V201H146ZM181 200V201H179ZM200 200V201H199ZM214 200V202H215ZM4 201V202H2ZM23 201V203L21 202ZM28 201V202H27ZM30 201V202H29ZM34 201V202H33ZM92 201V202H90ZM167 201H169V203H166ZM171 201V202H172ZM199 201V202H198ZM203 201V202H202ZM210 201V202H209ZM16 202V203H14ZM40 204H39V203ZM42 202V203H41ZM53 202V203H52ZM76 203L78 206H75ZM89 202V203H88ZM108 202V203H107ZM118 202V203H117ZM123 202V203H122ZM138 202V203H137ZM141 202V203H140ZM209 202V203H208ZM32 203V205L30 204ZM35 203V205L33 204ZM51 203V204H50ZM102 203H104L102 205ZM107 203V204H106ZM111 203V204H110ZM114 203L116 204V207L114 205ZM126 203V204H125ZM177 203V202H176ZM12 204V205H10ZM38 204V205H37ZM42 204V205H41ZM47 204H50V207H48ZM55 204V205H54ZM57 204V205H56ZM90 204V206H88ZM113 204V205H112ZM121 204V205H120ZM130 204V205H129ZM136 204V205H135ZM196 204V205H197ZM204 204L206 206H204ZM212 204V206H211ZM24 205V206H23ZM37 205V206H36ZM119 205V206H118ZM124 205V206H123ZM127 205V206H126ZM134 205V206H133ZM145 205V206H144ZM197 205V206H198ZM33 206V207H32ZM53 208H52V207ZM57 206V207H56ZM138 206L140 209H138ZM141 206H143L141 208ZM151 206V207H150ZM168 208H167V207ZM209 206V207H208ZM10 207V208H9ZM38 207V208H37ZM94 207V208H92ZM105 207V208H103ZM108 207V208H107ZM122 207V208H120ZM128 207V208H127ZM133 207V208H132ZM136 207V208H135ZM150 207V208H149ZM166 207V208H165ZM212 207V208H211ZM6 208V209H5ZM27 208V210H26ZM33 210H32V209ZM56 208V209H55ZM102 208V209H101ZM107 208V209H106ZM113 208V209H112ZM116 208V211H115ZM120 208V209H119ZM132 208V209H131ZM135 208V209H134ZM149 208V209H148ZM206 208V209H205ZM4 209V210H3ZM52 211H51V210ZM58 209V210H57ZM96 211H94V210ZM105 211H104V210ZM138 209V210H137ZM143 209V210H142ZM213 215H211L212 213ZM4 213H2V211ZM43 210V211H42ZM47 210V211H46ZM56 212H55V211ZM118 210V211H117ZM122 210V211H121ZM125 210V211H124ZM135 210V211H134ZM146 210V211H145ZM151 210V211H149ZM8 211V212H6ZM24 211V212H23ZM30 211V212H29ZM41 211V212H40ZM50 211V212H48ZM60 211V212H58ZM76 211V212H74ZM101 211V212H100ZM107 211V212H106ZM110 211V212H109ZM113 211V212H112ZM123 213H121V212ZM132 211V212H130ZM143 211V212H142ZM208 211V212H207ZM23 212V213H22ZM38 212V214H37ZM74 212V213H73ZM98 212V213H97ZM136 212V213H135ZM154 215H153V213ZM73 213V214H72ZM77 213V214H76ZM106 213V214H105ZM113 213V214H112ZM117 213V214H116ZM121 213V214H119ZM205 213V214H206ZM210 213V214H209ZM3 214V215H2ZM15 214V215H14ZM45 214V215H44ZM57 214V216H55ZM62 214V215H60ZM104 214V215H101ZM109 214V215H108ZM111 214V215H110ZM119 214V215H118ZM138 214V215H137ZM141 214V215H140ZM8 215V216H7ZM10 215V216H9ZM27 215V217L25 216ZM35 215V216H34ZM40 215V216H38ZM54 215V216H53ZM60 215V216H59ZM117 215V216H116ZM121 215V216H120ZM125 215V216H124ZM148 215V216H147ZM34 218H33V217ZM43 216V218H42ZM45 216V217H44ZM50 218H48V217ZM59 216V217H58ZM63 216H65L64 218H62ZM74 216V217H73ZM79 216V217H78ZM98 216V218H97ZM108 216V217H107ZM135 216L137 219H135ZM150 216V218L147 217ZM153 216V217H152ZM15 220H14V218ZM25 217V218H24ZM37 217V218H36ZM39 217V218H38ZM110 217V219H109ZM114 217V219H113ZM124 221H121L120 218ZM124 217V218H123ZM129 217V218H128ZM183 217V216H182ZM4 218V219H3ZM6 218V219H5ZM20 218H22V220L20 221ZM33 218V219H32ZM48 218V219H47ZM53 218V220H52ZM57 218V219H56ZM66 218V219H65ZM78 218V219H77ZM103 218V219H102ZM112 218V219H111ZM143 218V219H141ZM153 218V219H151ZM9 219V221H8ZM40 221H39V220ZM68 219V220H67ZM109 219V220H107ZM128 219V221H127ZM147 219V220H146ZM151 219V220H149ZM209 219V220H210ZM26 220V221H25ZM78 220V221H77ZM82 220V221H81ZM90 220V221H89ZM111 220V221H110ZM119 220V221H118ZM140 220V222H139ZM153 220V221H152ZM14 221V222H13ZM19 221V222H18ZM39 221V222H37ZM42 221V222H41ZM52 221V222H51ZM65 221V222H64ZM109 221V223H107ZM115 221V222H112ZM143 221L146 223H143ZM150 221V222H149ZM171 221V220H170ZM22 222V223H21ZM26 222V223H25ZM50 222V223H48ZM61 222V223H60ZM65 225H64V223ZM88 222H92L91 224ZM118 222V224H117ZM128 222V223H125ZM154 222V225H153ZM6 223V224H5ZM21 223V224H20ZM55 223V224H54ZM98 223V224H97ZM112 223V226L111 224ZM149 223V224H148ZM176 228H175V225ZM3 224V225H2ZM15 224V225H14ZM37 224V225H36ZM40 224V225H39ZM67 224V225H66ZM101 224V225H99ZM105 224V225H104ZM110 224V225H108ZM114 224V225H113ZM117 224V225H116ZM127 224V225H125ZM148 224V225H147ZM8 225V226H7ZM20 227H19V226ZM120 225V226H119ZM123 225V226H122ZM151 225V226H150ZM153 225V227H152ZM171 225V226H170ZM182 226H185L184 224H181ZM41 226V227H40ZM44 226V227H43ZM72 226V227H71ZM96 226V227H95ZM107 226V227H106ZM110 227L115 226V233H112L111 230L109 229ZM126 226V227H125ZM147 226V227H146ZM149 226V227H148ZM174 228H173V227ZM18 229H17V228ZM40 227V228H39ZM118 227V228H117ZM120 227V228H119ZM179 227V228H178ZM7 228V230H6ZM59 228V229H58ZM76 228V229H75ZM147 228V229H146ZM152 228V229H151ZM172 228V229H171ZM182 227L175 222V220H173L172 222L169 223V233H173L170 235V239L173 240L172 243L174 247H176V250L181 253V255H184V259H188L186 260V262H184L185 264H211L212 260L211 258L214 257V248H212V242H209V237H207V235L203 234L201 236V233L199 234V232L195 233H191V231L188 228L183 227V229H181ZM185 228V230H184ZM13 229V230H12ZM20 229V230H19ZM80 229V230H79ZM106 229V230H105ZM117 229V230H116ZM126 229V230H124ZM178 229V230H177ZM181 231H180V230ZM190 232H188V230ZM36 230V231H38ZM51 230V231H50ZM59 230V231H58ZM82 230V231H81ZM124 230V231H123ZM6 231V232H5ZM11 231V232H10ZM15 231V233H14ZM18 231V232H17ZM50 231V232H48ZM78 231V232H77ZM157 231V232H155ZM172 231V232H171ZM177 231V233H176ZM184 231L185 234L182 232ZM110 232V233H109ZM123 232V233H122ZM128 232V233H126ZM155 232V233H154ZM54 233V232H53ZM95 233V234H94ZM110 235H109V234ZM181 233V234H180ZM183 233V234H182ZM188 233L190 235H188ZM6 234V235H4ZM108 234V235H107ZM113 234V235H112ZM21 235V236H20ZM46 235V236H45ZM122 235V236H121ZM151 235V236H150ZM153 235V236H152ZM176 235L177 238H176ZM191 235H193L191 237ZM6 236V237H3ZM77 236V237H78ZM112 236V237H111ZM118 236V237H117ZM188 236V237H187ZM15 237V238H14ZM44 237V238H42ZM47 237V238H46ZM82 237V239H81ZM84 237L86 238L84 240ZM179 237V239H178ZM194 237V238H193ZM22 240H21V239ZM78 238V239H79ZM119 238H122L119 239ZM190 238V239H188ZM193 238V240H192ZM13 240H18L20 239L23 242V247L22 250L23 251H18V254H16L17 251L13 252L11 250H13V248L11 246H8L9 240L12 242ZM44 239V240H43ZM47 239V240H46ZM119 239V240H118ZM154 239V240H153ZM195 239V240H194ZM198 239V240H197ZM204 239V241L202 240ZM19 240V241H20ZM107 240V241H106ZM155 240L157 242H155ZM160 241V243L158 244V242ZM171 240V241H172ZM175 240V241H174ZM179 240V241H178ZM192 240V244L191 241ZM202 242H200V241ZM20 241V242H21ZM211 241V240H210ZM4 242V243H3ZM8 242V243H6ZM86 242V244H85ZM129 242V243H128ZM154 242V243H153ZM189 242V243H188ZM206 242V243H205ZM3 243V244H2ZM7 245H6V244ZM112 243V244H111ZM117 243V244H116ZM125 243V244H124ZM162 243V245H161ZM182 243V244H181ZM204 243V244H203ZM211 243V245H210ZM22 244V243H21ZM26 244V245H25ZM89 244V245H88ZM91 244V245H90ZM154 244V245H153ZM176 244V246H175ZM178 244H180L181 246H179ZM200 244V245H199ZM10 245V244H9ZM158 245V246H157ZM193 245V246H192ZM205 245V246H204ZM208 245V246H207ZM3 246V247H2ZM102 246V247H101ZM159 246L160 251H159ZM200 246V247H199ZM7 247V248H6ZM122 247V248H121ZM184 247V248H183ZM191 247V248H190ZM199 247V248H198ZM203 247V248H202ZM209 247V248H208ZM114 248V249H113ZM126 248V249H125ZM129 248V249H128ZM178 248V249H177ZM181 248V249H180ZM196 248V249H195ZM0 249V250H1ZM3 249V250H4ZM25 249V250H24ZM121 249V250H120ZM183 249V252H182ZM193 249V250H192ZM94 250V251H93ZM107 252H106V251ZM124 250V251H123ZM126 250V252H125ZM180 250V251H179ZM197 252L195 254V252ZM203 250V251H202ZM210 250V251H209ZM122 251V252H121ZM151 251V252H149ZM159 251V252H158ZM192 253H191V252ZM206 251V252H204ZM212 251V252H211ZM20 252V253H19ZM91 252V254H92ZM117 252V253H116ZM158 252V253H157ZM164 252V254H163ZM186 252L188 254H186ZM202 252V253H201ZM209 252V253H208ZM116 253V254H115ZM122 253V254H121ZM207 253V254H206ZM211 253V254H210ZM213 253V254H212ZM115 254L118 256H120L121 261H115L117 260L115 257H113L112 255ZM120 254V255H119ZM124 254V256H122ZM130 254V255H128ZM151 254V255H150ZM157 254V255H155ZM159 254V255H158ZM191 254V255H190ZM195 254V255H194ZM210 254V255H209ZM28 255V256H27ZM30 255V256H29ZM51 259L54 262V260H56V255L54 256L53 253H51ZM206 255V256H205ZM209 255V256H208ZM211 255H213L212 257H210ZM98 256V258H97ZM123 258H122V257ZM150 256V257H149ZM157 256V257H155ZM161 256V258H159ZM193 256V257H191ZM200 256V257H198ZM202 256V257H201ZM210 257V258H209ZM15 258V259H14ZM17 258V260H16ZM23 258V259H22ZM27 258V259H26ZM128 258V259H127ZM157 258V259H155ZM193 258V259H192ZM196 258V259H195ZM202 260H201V259ZM58 259V258H57ZM110 259V260H109ZM114 261H113V260ZM161 259V260H160ZM169 259V260H167ZM126 260V261H125ZM157 260V261H156ZM166 262H164V261ZM193 260V261H192ZM18 261V262H17ZM36 261V260H34ZM155 261V263L153 262ZM159 261V262H158ZM167 261L169 263H167ZM190 261V262H188ZM193 263H192V262ZM200 261V263L198 262ZM204 261V262H203ZM37 262V261H36ZM58 264V260L55 261ZM54 262V263H55ZM188 262V263H187ZM203 262V263H201ZM207 262V263H205ZM182 263V264H184ZM41 264V263H40ZM56 264V263H55ZM175 264V263H174Z\"/></svg>",
    "mask_w": 264,
    "mask_h": 264
}]
</instances>
